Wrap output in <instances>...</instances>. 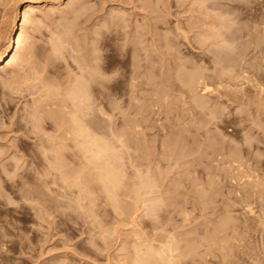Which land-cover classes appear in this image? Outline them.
Masks as SVG:
<instances>
[{"label":"rangeland","instance_id":"rangeland-1","mask_svg":"<svg viewBox=\"0 0 264 264\" xmlns=\"http://www.w3.org/2000/svg\"><path fill=\"white\" fill-rule=\"evenodd\" d=\"M4 1L7 2L6 0ZM82 1L83 0L81 1L78 0L75 3L74 0H64V1L62 0L60 4L59 3L56 4L57 7L55 5L50 7L45 4H40L39 6H37L38 9H35V11L33 12L35 14L34 17L36 18V15H37L38 17L41 16V18L37 17V20L39 21L35 20V23L41 22V19H44V18L46 21L42 20V21H45V23L41 22L42 26H40L41 27L40 30L38 29L39 31L36 32V29L34 28L36 27L38 28V24L36 26L31 25L34 23L33 21L35 18L33 17L34 18L32 21L33 23H30L27 26V28H29L30 26L31 30L34 29L35 31L34 32L31 31L29 28L27 32L30 31L33 34H35L36 32L35 35L38 36L37 39H39V41L37 43V39L35 40L36 36L33 39V37H31L32 34H30L31 36L29 37L31 38H29L27 41L32 42V40L30 39H33L37 43V44L35 43L36 47L40 44L36 48L37 51L39 52H37V55H35V57L37 56V60L38 59L41 60V61L38 60L40 64L42 62L44 64L43 60L45 58H47L45 59V61L48 60V58L50 57L52 58L54 57L52 59L54 60L56 55H57L56 58L59 59V60L57 59V61L59 62H56V59L52 61L51 58L50 60H48L50 62L49 64L51 65L50 66L48 64V66H46L45 68V69L48 68L46 70L48 73L46 71H43V73H39L40 69L37 67L38 75L44 74V72H46L45 74L46 77L45 75H42V78L43 77L45 78V79L43 78L44 80H47L46 78H48L49 80L50 76H52V78L50 77L51 79H53L56 76L55 78L58 80L56 81L60 85L58 86L59 91L55 87L58 85L57 83H55L56 85L54 86V83L51 81V79L50 81L47 80L48 82L47 81L45 82L42 79V81L45 82L43 83V85L45 84L44 87L46 86V83L48 84L53 83L52 88H50L49 85H48L49 87L48 86L47 87L52 90V95L54 96H56V94L54 93H57V95L58 93H62L61 92L62 90L60 91L61 88L59 89V87H62L63 85L62 82L66 81L64 76L65 75L66 77H68V75L72 76L75 73L80 75L81 71L79 72V70L86 68L85 63L90 62V61L85 62L84 60L86 58H87L86 60H88V58L92 60L94 58V60H96L97 58L96 59L95 57L92 58L91 55L95 54L94 52L96 51H94V49H96L99 46L101 47V49H99L101 50V52L98 51L97 56L99 58V56L102 55L103 58L100 56L101 60L100 58L98 59L100 60L99 62L97 60L99 64L94 62V60L93 61L91 60L92 64L90 63H89L90 65L87 64V66H89V69L88 70L84 69L85 70L84 75L82 73L83 80L81 81V83L83 82L84 85L83 84L80 85L79 84L80 80H79L78 81L79 83L77 82L79 85L77 86H85L86 84L85 81L88 78L89 80H91L90 77L96 72L94 70L95 72L93 73L91 70L93 62H94L93 67L96 68L97 72L99 70L98 68H101L102 70V71L99 70L100 71L99 75L97 73L98 79L100 77H101L100 80L103 79L101 73L104 72L103 74L104 78L106 77V75L108 77L112 76L111 77L112 80H110L111 78L108 79V77H107V80L103 79L105 82L101 80L102 81L101 84L98 85L101 88L98 87L99 90L94 91V93L100 92L99 94L97 93L95 94V96L97 95L98 98L97 96L96 97L94 96L95 100H93L92 95L94 93H92V95L90 96V98L92 97V99L91 100H89L90 98L87 99L92 102L96 101L97 99V101L94 102L95 104L93 103L94 106L92 105V102L89 103L87 100H85V102H88V103L83 104V107H82L83 108V118L85 120L84 121L85 124L90 123L92 126L97 124L98 129L97 128L94 129L92 126H89V125L87 129H89L88 131L94 134H96V132H99L100 130L99 134L97 133V137L98 135L101 134L100 136L102 138L100 137V139H102V141L101 143L100 142L99 143L102 146H105L107 150L106 151L107 153L106 156L108 157L107 160L109 161V158H112V162L116 161L115 162L116 168L118 167L117 168L118 170L116 169V177L118 178L123 173V172L121 173L122 170H124L127 177L125 176V178H123L124 179L123 183L122 181L119 180L120 184L122 183V186H123V187L121 186L122 187L121 188L119 187L120 186L119 184L118 185V187L120 188L119 190L117 189L118 187H115L117 186L115 184H117L118 180L115 182V184H112L111 182L113 187H111L110 183H108L110 185V189L112 188L111 190H113L114 188L118 190L117 194L115 195L112 194V192L108 188L109 185H107V187L103 185L107 183L106 180H104L106 181L105 183L100 181L101 186H102L101 188L104 187L103 190H101V188H99L100 183H98L100 178L99 179L97 178V175H99L97 173H98V170L100 171V169L97 168V165L100 163V165L103 166L106 163L104 162L103 164V161L101 159V158H105L104 157L105 155L98 160L95 156H94L95 158L92 156L91 158L93 159L91 160L88 158V155L84 154L86 157L82 156L81 152L84 153L85 151H81L79 153L78 151H73V150H79L77 149L78 147L75 144L76 149L71 148L72 151L74 153L76 152V154H79L80 158L78 156L77 157L81 159V161L84 160L82 161L84 162L83 167H81L82 163L81 165H79L81 168L78 167V163L80 164V161L76 159V154L71 152L70 151L71 149L69 147L72 142L73 143L75 142L72 141L71 138L70 140L66 139V141H64L65 137L62 140L61 138L64 136L63 134L65 133H62L63 130L60 129L61 130L60 131L59 128L54 129L55 131L59 130L55 132V134L61 132L59 134L63 136H60L61 137L60 142H62L63 144L65 142V146L69 145L68 147L70 150L68 149V147L66 148L68 149V152H65L64 156L69 155L67 156V158L60 157L61 154L60 156L58 155L56 158L60 157L58 158L59 160L61 158L62 159L64 158V160L67 159V161L68 159H71L68 161L70 165L69 166L67 165L68 167L66 165L65 166L66 168H68L67 172L70 171L69 173L71 174H72L71 172L72 170L69 169V167L71 165H72L71 167H74L73 176L78 175L80 173L81 175L80 174L79 175L81 177L83 175V172L84 171L86 172L87 169L89 170L91 168L90 166L93 164V166L95 165L94 169L96 172L94 174V177L96 178L94 179V181H92L94 184L91 181H88L87 183L85 180H84L85 182L82 180L83 181V184H82L80 183L82 182L81 179H80V182L78 181L80 178L79 175H78L79 178L76 181L77 178L72 176L73 177L72 179L70 177L71 174L70 175L69 173L66 174L67 172H65V169L62 168L61 172L58 171L60 170V168L58 167L59 168L58 169L56 167L58 165L59 166L61 165L59 164L58 159L56 160V162L58 163H55L56 165L57 164L58 165L53 166L55 167L54 168L55 170H52V167L51 169L48 168L49 164H54L55 155H53V157L48 156L50 158L49 159L50 162H52L50 163L49 160L45 159L48 153L46 155L42 154L44 156H42L40 153L44 151L43 153L49 152L50 154H55V153H51L55 150L54 148H50L51 152L45 151V149L47 148L44 147L43 145H45L48 140H50L51 143H53V141L54 142L56 141L58 144V139H55L58 136V134L54 135L55 137L53 136V133H52L53 129L50 128L51 126L49 125V121L52 122V120L51 119L48 120L44 118L43 116L45 115V112L51 109L52 106H53L52 109L55 108L57 98L53 96V99H52V96L50 95L51 91L47 89L46 87L45 88L49 91H45L44 88H43L44 90L40 88V86H42V83H40L41 80L38 81L39 80L38 78L40 76L37 77V75L32 74L33 75L32 77L35 78L34 76H36L38 80L36 79L37 81L36 80L35 81L37 82V84L39 83L41 85L39 84L37 85L36 83H34L35 82L34 80H32L33 82L30 80V79H33V78H30L29 76L30 73L28 75L26 74H24V76L22 75L23 77L21 78V82L20 81L18 82L19 84H12L15 82L11 81L12 83L9 82L11 85L10 84L8 85L7 80L3 81L6 78L8 79V75L10 74V72L8 73L7 71H12L10 74L11 77L9 76L8 81L10 80V78L11 80L13 78L15 79V73L13 69L15 70L17 76H18V73H21V72L25 73L24 69L25 70L28 69V71L29 70L32 71L34 67L29 66V67H32L31 69V68H27L26 65L23 66L25 62H23V64L20 63L24 67V68L22 67L23 71L21 70V67H20L21 65L19 66L18 65L19 63L18 64L16 63L20 67L21 72H18L19 69H17L16 64H15L16 65L15 68L13 64L12 65L13 67L10 65L11 67V68L9 67L10 69L7 66L8 70L6 68L2 70L0 69V153H1L0 154V181H1V186H2V187L0 186V189H1L0 191L1 192L3 191V193L0 194V234H2L1 232L7 229L6 232L8 231L7 232L8 235L6 236L7 237L9 236L8 239H6V236L3 239L2 235H0V241L1 239L3 241L6 239V242H7V240L9 241L10 239L11 240L10 246L12 248L15 247V249H13L14 253L13 251L6 252L7 250L3 251L2 248L6 249L7 248L6 245L7 244L9 245V242L6 245H4L6 242H4V244L1 243L2 241L0 242L1 245L3 244L4 246V247L2 246L0 247L2 250L0 253V264H133L134 262L132 260L135 259L136 256L139 255L140 253H141L140 256L142 255L141 257L145 259L140 264H148L147 263L148 261L152 263L154 262L153 258L149 260L148 259L149 255L148 256L146 255L150 250L152 251L153 248L154 250L155 248H157L156 249L157 252L158 251L160 252L161 250L163 252V255L164 253L165 254L169 253L168 251L166 252L164 251V250H167V246L164 248L163 244H166L169 239L167 245H172L171 243L173 242V239H174L173 243H175V241L178 240V238L181 240V242L178 240L179 243L178 241H176L175 245L173 244L175 247L172 245V247H174V250H177L178 252L173 250V252L171 253L174 259H175V256L178 257L175 259V262L176 260L177 261L180 260L181 262V263L176 262V264L178 263L179 264H232L231 261L233 259H234L233 264H236V263L237 264H264V223L258 224V225H256L257 223L255 222L249 223V224L246 223L245 220L247 216L245 215V213H243V215L246 218L243 217L242 215V212H244V210H239L238 208L240 207V208L245 209L248 205H251V206L253 205L252 207L254 208V210L261 211L260 208L264 207V204H263L264 202H262L263 200L259 201L260 200L259 197H258L259 200H257L258 198L256 196H259V194L256 196L254 195V193L252 194L254 188L251 187V185L254 184L258 180L257 179V176H259L258 173H260V176L262 175V178L260 177L261 180L260 178L259 180L264 183V179H263L264 178V175H263L264 174V111H263L264 110V89H263L264 88L263 86L264 85V60L263 59L264 58L262 56H259L258 54L262 50H263V53L262 52L260 53L264 54V41H263L264 33L262 32L261 33L262 35L260 34L261 31L257 33V31L259 30H257L258 28H256L257 25H259L258 27L260 29V24L261 26L262 25L264 26V24H262L259 21V20H264V17L262 16L264 15L262 14V12L264 13V2H262L264 0H257L258 2H256V0L255 1L246 0L247 2L245 0H205L204 2L199 0L200 2H202V4L198 0H85L83 1V3L87 2L88 6H86V4H83L84 5L83 6ZM259 1H261L260 6H259ZM8 2H7V6L6 5L5 6L8 7L10 11L6 9L5 6H2V4L4 5L3 2H1L2 4H0V25H1L0 27L2 31L4 30L3 27H7V31H8V32L6 30H4L5 32L3 31L2 33L3 37L7 34H10L14 26L13 20H12L13 17L11 16L9 17V15L11 14L12 16H14V12H13L14 4H11L10 2L9 3ZM250 2L251 3L253 2V4H251ZM79 3H81V5ZM245 3L247 6L249 5L250 7L247 8L246 5L243 6V4ZM69 4H72V6L77 4L78 6L77 5L75 6L78 7L79 12L82 6H83L82 7L83 10L85 8L88 9L86 10V12L85 10L83 11L81 9V15L80 16L78 15L79 18L77 16L78 20L76 19L78 23L77 22L75 23L74 21H70V18L71 20H73L76 17H72L73 15L71 16V13L70 15L68 13L72 12L73 14V11L77 8H75L74 6V8L73 7L70 8L73 11L68 9V13H67V7ZM10 5H12L13 7H10ZM22 5L20 4L21 10L23 8ZM253 6H255L256 9L259 11L257 12V10L253 8ZM244 8L245 10L243 11ZM251 8L253 9L251 10ZM1 9L3 10V12ZM49 9L53 10L54 14L56 13V15L52 17L54 18V20L55 19L57 20L59 16H61L62 19H58L57 21L55 20L56 22H54V20L51 21L52 18L50 15L52 14V11ZM54 9L55 10L57 9V12H55ZM248 9L251 11H247ZM62 10H64L65 12L63 13L65 14L67 13V15L65 14L63 15ZM77 10H75V12ZM117 10L119 11L121 10V12L119 13V11ZM4 11H6L7 13ZM82 11L85 13H82ZM111 11L112 12L116 11V13L118 12L117 14L119 16H122V18L126 19V21L123 24H121L117 30L105 28L106 23L108 21L106 20V23H105L103 20L110 18V16L114 14ZM252 11L254 13H252ZM8 12H11V13H8ZM43 12L44 14L41 15V13ZM58 12L60 15H57ZM46 13L50 14V15L48 14L51 18V19L48 18L50 20L47 19V17L49 16ZM243 13H246V14H243ZM6 14L7 15L9 14L8 17L12 19L10 20L8 17H6ZM123 14L125 15V17ZM259 14L262 17H260ZM245 15H247L246 18L248 17V20L250 17V20L252 22L257 21V23L255 24L253 22V26H252V22L250 23V20H249V23L248 21L245 20L244 18ZM3 16L6 19H3L4 18ZM66 16L69 18V20L65 21ZM253 17L256 19H252ZM61 21H63L64 25L66 24L70 25L71 23L72 28L71 27L70 28L71 30L74 29L73 30L74 33L68 29L69 28L68 25H66L67 27L66 31L69 30V32H72V35L74 34L77 37L76 38L75 36H73V38L75 37L76 40L80 39L79 43L84 42L85 45L89 44L87 45L88 47L86 46V48L87 49L89 48V49L88 50L85 49V51H88L89 53L86 52L87 53L86 54L85 52L82 51L85 48V47L83 48L84 45H82L84 43L82 44L80 43L79 45L78 41L77 42L74 41V42H71L70 44L69 42L73 40L70 37L69 38L71 40L65 39L68 37L67 36L68 34L71 35L68 31H67L68 32L67 35H64V32L63 34L60 33L62 32V30L61 31L59 30L60 32H58V29L63 27V25H61L60 27L57 25ZM101 21L105 23L103 24V26L105 25L104 31L106 30V36H104L101 39V41H103V44H97L96 39H92L97 44L95 47L94 41H93L94 43L93 46H92V43H90L91 38L93 37V35L95 36L96 34V32L93 30L92 31L95 34H92L93 32L91 31V28L92 29L95 28L97 31H99L98 29L103 27ZM1 22H3V24ZM100 22H101L102 27L97 25ZM79 23H80V26L76 25ZM94 24H96L99 28ZM247 24L250 26L247 27L248 26ZM254 24L256 25V27L253 29V27L255 26ZM72 25H76V26H72ZM56 26H58L59 28L56 29ZM81 26L84 28H82ZM263 26L261 27V29L262 28L264 29ZM215 27H217V30ZM210 28H212L214 32L219 30L218 31L219 36L216 34V32L213 34L212 33L213 31H211L212 29L209 30ZM78 29H80L81 31ZM247 29H249V32L247 31ZM54 30L57 32V36H54L56 34ZM63 30H65V28ZM208 30L210 31L211 34L208 33L209 32ZM53 31L55 32L53 33L54 37L52 36ZM79 31L81 33L82 32L84 33V31H86V34L81 35ZM252 31L255 33L254 35H252L253 34ZM77 32L80 33L79 34L80 36L77 34ZM87 32L89 33L87 34ZM58 33L61 34V36H59L60 39L62 38V35L65 36V37L63 36L64 38L61 39L64 42L63 46L65 48L68 46L70 48V46L74 45L73 43H76L77 47L79 46V48L81 47L83 48L81 50L82 52H79L78 54V50H75V52H77V55H76V53L73 51V49L75 48H72L71 49L72 51L68 48L65 50L67 51L70 50L69 53H65L66 51L64 50V54H63V52H61V45H62L61 40L59 39L60 41L59 42L57 38ZM77 35L81 38H79ZM86 35L90 38L89 40ZM90 35L92 36L90 37ZM208 35L209 36L212 35L213 37L211 38ZM215 35H217V37H214ZM51 36L53 37V39L57 38V40L51 41L52 39ZM82 36L87 37V38L84 37L85 41H83ZM202 36L205 39L207 38L206 40L203 38L205 42L202 40ZM256 37L257 38L261 37L259 38L261 39V41H263V42L260 41L261 45L255 42L257 40L255 39ZM137 38H138V44H136L137 42H135L137 41ZM252 38L255 39V41ZM133 39L135 41L131 42ZM65 40L67 43L65 42ZM46 41L47 42L49 41L50 43H52L51 47L49 43L46 45ZM257 42L259 41L257 40ZM56 43L59 44L60 47ZM253 43L259 45L257 46V48L258 47L260 48V46H262L261 50L259 48H258L259 50L257 48L256 50L255 49L256 45H254ZM25 44H29V43L27 42ZM44 44L47 46V48L44 46ZM65 44H68V46ZM29 46H31V44H29ZM63 46L62 48H64ZM44 47L46 49H43ZM243 47H245V51L242 52V50H244ZM51 48L53 50L51 51L54 53L50 51ZM26 49L28 50V46L27 48L24 47L23 52H26L27 51ZM47 49L50 51V52L47 51L48 53H51L52 55L54 54L55 56H50L51 54H48L47 52H45ZM89 50H91V53ZM255 51L257 52L259 51L257 53L258 55L256 54ZM44 52H45V55L47 54L50 57L47 55H46L47 57H45V55L40 56V54L43 55L42 53ZM38 53H40L39 56H38ZM99 53H102V54H99ZM26 54L24 53L21 55H24L25 57L22 56V58H26L27 60L28 57H26ZM81 54L86 55L87 57L85 56V59H84V57ZM28 55L29 54H27V56ZM75 55L78 58L79 56L80 58L82 57L81 58L82 60L84 59L83 62L85 63L83 65L85 67L82 65V63L79 64L80 61L82 62V60L78 61L77 59L78 63L76 62L74 58ZM255 55L263 59L260 60L259 57H253ZM218 56L221 59L220 61H218L219 60ZM40 57L43 59H41ZM31 58L35 59L33 57ZM22 60H25V59H22ZM37 60L35 61L37 62ZM36 62L32 60L31 65L34 63L33 66H35ZM54 62H56L55 65L52 64ZM26 63H28L27 65H29V60ZM46 64H47V61H46ZM78 64L79 66L81 65L83 68L82 67L80 68ZM95 64L99 66L95 67L96 66ZM180 68L181 69L184 68L185 71L187 70V72H184V70H181ZM3 70H5L6 72ZM48 70H50V72ZM51 70L52 72L54 70L53 72L54 77L52 75ZM90 70H91L92 75L90 74ZM191 70L193 71L192 74L188 73L189 71L191 72ZM226 70L227 71L229 70V71L226 72ZM28 71L26 73H28ZM88 71L91 76L87 74ZM179 71L180 72L183 71L184 73L181 74ZM195 71H202V73L204 74H202L201 72L200 73L202 75H205V73L206 75L208 74L207 77L210 74H214V73L218 75L217 73L219 71L225 74V78L224 77L221 78L220 76L219 77L211 76L210 77L211 80L209 77L207 80L206 75L203 76L206 78V81L210 80L211 82L210 84H214L216 82L218 83V81H219L218 84H220L222 81H224L222 82V85H223L226 81L227 82L230 81L229 83H225L223 86L219 85L220 87H222L221 90H219L220 89L219 87H218L219 89L216 90L217 92L218 90L219 92L222 91V93H220L221 94L220 98L218 97L216 98L214 96V90L212 94L210 93V94H207L206 96L204 95L205 97L202 96L203 98H200V99H199V94L197 96V94L193 92L191 94L189 93L190 91L188 90V86H187L189 85L188 83L189 80L188 78L186 79L187 76L184 75L183 78L187 84L184 83L182 79V75L190 74V76H192V75L200 74L198 72L195 73ZM58 72L59 74H62V75H59ZM12 73L14 76L12 75ZM34 73L36 72L34 71ZM55 73H57V75ZM223 73H221L222 74L221 76H224ZM47 74L49 75L51 74V75L49 76ZM6 75L7 77L4 78V76ZM178 75H179V78H177ZM59 76H63L64 79L61 77L59 79ZM78 77L80 78V76H77V78ZM217 77L218 79L220 78L222 81H220V79L216 80ZM18 78L19 79H17V81L20 80L19 76ZM26 78L28 79V81L25 82L24 80ZM73 78L72 80L75 81L76 83V80H74ZM133 79L135 82L138 81L139 84H137L138 82L136 83L133 82ZM212 79L215 80V82H213ZM60 80L62 82H60ZM249 80H251V82H249ZM68 81H70V78ZM4 82H6V84ZM29 82L32 84L34 83L33 85L35 86V88L34 86H33V89L28 88L27 84H29ZM132 82L134 85L135 84L138 85V87L139 85H141L139 88L140 90L141 89L143 90L142 91H139L138 89H137L138 91L134 90L136 86L133 87L134 85L132 84ZM65 83L69 85V83L71 84L72 82H68V83L64 82V87H62V89L64 88L67 90L69 86L68 85L66 86ZM75 83H72L70 86H72ZM29 85L30 87H32L31 84ZM104 85H107V86L109 85L110 87L109 86L107 87ZM215 85L217 84H214V86ZM36 86L42 89L44 92L50 93V94L48 93L45 94L47 96L46 97L47 99H49V96H50L51 101L53 100L55 101V104L53 103V105H51L52 103L51 101L46 102L48 105L50 103V108L49 106H45V107L41 106L44 111V113H41L43 111H41L42 109L40 110L41 116L44 118L45 122L48 123L47 124L44 122L45 125L34 122L36 114L38 116L40 114L38 113L39 111L35 109L37 108L35 105L38 104L36 102H39L38 101L39 97L36 98L35 96H38L42 92V90H39L41 91L40 93L39 92L35 93L36 91L33 92V90H37ZM86 86L89 88L88 85ZM185 86H187V88ZM217 86H215V88ZM72 87L74 88L75 86L73 85ZM158 88H160L159 91H157ZM70 89L72 88L70 87ZM91 89L93 88L91 87ZM91 89L90 91L93 92V90ZM161 89H163L164 91L163 90L161 91ZM259 89H263V91L260 90L262 94L259 91ZM156 91H157V94H156ZM44 92L39 95L40 97H42V100H43ZM217 92L215 93V95L219 96ZM64 94L65 93L63 92L62 96H65L64 99L67 100L66 98L68 97V95L66 94L67 95L66 96ZM164 94H166L165 101L162 100L164 98L163 97ZM257 94L258 95L260 94V95L258 96ZM208 95L209 96L213 95V96L211 98ZM58 96L57 97L59 99V102L62 103L60 101L61 95H58ZM179 96L182 98H180ZM192 96L194 97L196 96V98L198 97L199 100L196 98L195 99L198 100L200 103H201L200 101L201 99H205L208 102V104L206 102L207 107L203 108L205 104L204 103V104H199L202 107L200 108L198 105H196L197 102L195 104L194 102L195 99L193 98L194 99L193 100L191 98ZM32 97H35V98L32 99ZM207 97H209L210 99H208ZM255 97L258 98V100L257 99L255 100ZM44 99H45V96H44ZM47 99L43 101H46ZM260 99H262L263 101ZM30 100L32 103L30 102ZM69 100L68 102L71 103V100L70 101ZM183 100L186 102H184ZM182 101L186 103V105ZM257 101H260V102H257ZM26 102L29 103V105L33 108L34 111L32 110V112H30L31 107H29V105H27L28 103ZM40 102H41V99H40ZM98 103H100V106H98V109L100 107L99 110L101 112H98L97 114L96 111L98 109L96 110L94 107L95 105H99ZM258 103L259 104L261 103L260 104L261 106L258 105ZM24 104H26L27 106L26 105L24 106ZM47 104H43V105H47ZM58 106H59V103L57 107ZM39 107L37 109L41 108ZM59 107L61 108V106ZM26 108L27 109L30 108V109L27 110ZM183 108L184 109L186 108L185 111L183 110ZM25 109L28 112H26ZM191 109L192 111H190ZM213 110H215V112H213ZM24 112H26L25 113L26 115L25 114L24 115L27 117L29 115V112L31 114L30 116H34L32 117V119L34 118V120H31L28 118L27 119L28 122L33 121L35 125L36 124H38L39 126L41 125L42 128L46 126V129L45 128L43 129H45L47 132H51V135L53 136V139H52L53 141L47 138L49 134L46 135L45 130H42V133L45 134L47 137L45 135L44 136L41 135L42 137L38 136L37 135L38 133L36 132L38 131L36 127L38 125L35 126L33 124V126H35L34 128L32 125H29L30 126L29 127L28 124H30L31 122L30 123L26 122L27 120H25V117L22 116ZM34 112H37V113H34ZM211 113L213 114L216 113L214 114L215 117L212 116L213 114ZM97 117H99V119ZM127 118L130 120H128ZM132 118L136 120V123L139 121L141 127H139V125H135V120H132ZM131 120L134 122L133 126L137 128V131L134 130L135 129L134 127H129L128 129V125H129L128 122H130ZM193 120H195L196 122ZM126 122L128 123L127 127H125ZM133 122L131 123L133 124ZM26 123L28 124L26 125ZM100 123H102L101 125L102 127L100 126ZM50 124L53 125L54 122ZM132 124L129 126H132ZM53 126H55V124ZM35 128H36V131H35ZM126 128L128 132H130V135H128L129 133H126L127 136L125 137L127 139H129L128 137L131 136L132 134L133 135L131 137L133 138V136L136 135L137 132H139V134L141 133L139 137L141 136L140 138L144 139L142 140L143 141L142 147L144 146L145 150L141 149V145H139L140 143H138L140 142L138 141V138L136 142L139 146L136 145L137 147H135L134 145L136 144L135 142L133 144L134 140H131L132 142L129 145L130 147L128 145L126 146L124 145L125 147L128 146L129 147L128 149H126L125 147L122 148V145H119L121 144L120 143L121 141L117 142L118 140L115 138H118V136L117 137L115 136L114 138L113 135L115 133H117L118 135L119 133L121 134V132L125 133V131H127ZM130 128H132L131 130H134V132H132ZM110 132H112L113 134ZM121 136L122 135H119L120 138ZM44 137L47 138L48 140H46ZM131 137L130 139H132ZM41 138H44L46 142H42L44 140H40ZM49 138H52V137H49ZM169 139L175 140V142L174 140L173 141L170 140L171 143L173 142L174 147H173V144L171 143H169L171 144V146L169 145L170 147L167 145V143L169 142ZM113 140L115 141L117 140V141L115 142ZM145 140L147 141L145 142ZM68 141H69V144L66 145ZM165 141L167 142L165 143ZM73 143L71 144L72 146L74 145ZM54 144L55 143H53L52 145ZM47 145L48 144H46L45 146ZM59 145H57L58 147L56 146L54 147L60 150L62 149L63 145L61 143ZM171 147H173V149ZM121 148L122 149L125 148L124 151L122 150L125 153V157H124L123 152L120 151ZM165 148H166V151L164 150ZM36 149H40L41 152L40 150H36ZM52 149L54 150L52 151ZM167 149L169 153L167 152ZM169 149L170 150L172 149V150L170 151ZM32 150H34L35 152L33 153V157L30 155L33 152ZM37 151H38V154L40 155L37 154L34 157ZM57 151L55 150L54 152H57ZM64 151L65 150L61 152L64 153ZM145 151L147 152V155L143 153ZM164 151L167 153L164 154L165 153ZM69 152L72 154H70ZM144 154L145 156L142 157V155ZM90 155L91 154H89V156ZM230 157L233 160L235 159L236 161L234 162L233 160H231L232 161L231 162ZM51 158H53L52 161H51ZM85 158L89 159L90 161L87 163L88 160L85 161ZM247 159L248 161H251L250 164L254 163L252 164V166L254 165L255 171L252 169V172H251V167H250L251 165L249 164V162H247L249 166L246 164ZM61 160L60 162H63V160L62 161ZM96 160H97V163H94L93 161H96ZM229 161L231 163H229ZM17 163L18 165H20V167H16ZM232 163L233 164L235 163L236 165L234 164V166L236 167L240 166V168L242 167V165L245 166L246 164L247 167L245 166L244 168H247L248 170L250 169V172H248L247 169H245L246 172L248 173L245 172L247 176L246 175L244 176L243 175L244 172L243 174H241L244 168H241L242 170H239L240 168L237 167V169L235 170L236 167L230 166V164L232 165ZM237 163H240V165ZM84 164H86L85 167H84ZM75 166L77 168H75ZM120 166L122 167V169L120 168ZM17 168L18 170H14ZM45 168H47V170ZM112 168L115 171V167H112ZM94 169L92 168L91 170H94ZM15 171H18L19 173L17 172L18 174L14 175L16 174ZM56 171H58V173L60 172L65 175H68L67 180L69 182L68 181H67L68 183L64 182L65 183L64 184L62 177H65V175L62 174L63 176L59 178L57 176L58 173ZM148 171L151 172L152 174L148 173L150 175L148 174L146 175ZM238 171H241V172H238ZM46 172L48 175L46 174ZM117 172H120L119 176H117ZM232 172L234 173V175L233 174L231 175V178L233 180L230 178V174ZM91 173L86 172V174L84 173V176L87 174L92 175L93 173L92 174ZM251 173L252 174L255 173V175H252ZM12 174L14 175V178H12L13 176ZM142 174L146 175L144 176L146 178H143ZM248 174H251L252 176L251 175L249 176ZM88 175L86 176V178H88ZM123 175L121 176L123 177ZM134 175L136 178L134 177ZM236 175L237 177L239 175L238 177L239 181ZM121 176L119 179H121ZM147 177H149V179ZM243 177H244L243 179L244 181L240 179ZM248 177L249 179L245 180ZM74 178H75V182H73ZM90 179L92 178H89V180ZM97 179L98 181L96 184L98 188L96 187V184H95ZM152 179L154 180L157 179V182H155ZM150 180H152V182H154L155 184L153 183L152 185V182H150ZM252 180L253 181L256 180V181L252 182ZM23 181L25 184L23 183ZM127 181L133 182V183L136 182L135 184L137 186L133 183H131V185H129L130 184L129 183L128 185L129 186L134 185V188L135 186L138 187V188H135L138 190L137 192L139 194L136 192L138 196L136 195L135 190L133 192V190L130 189V188L133 189V186L129 187L130 189L129 190L128 185H127L126 186L127 189H126L125 183H127ZM137 181L140 182V184L142 185L141 187L138 186L139 183L137 184ZM241 181L243 182L241 183ZM77 182L80 184H78ZM108 182L110 181L108 180ZM90 183L93 184V185L91 184L92 187L90 186ZM18 184H19V187H18ZM75 184L77 185L82 184V185H85L86 187L88 185V187H91L88 189L90 190V192L93 189V193H88L90 195L86 193L87 196H85L83 195L85 192V191L83 192L84 186L81 185L82 186V187L80 186L81 189L80 188L78 189L77 188L78 186L76 187ZM249 184H250V188H248V192L250 191V195L252 194L251 195V197L253 196L252 199L251 197H248L249 194H247L248 192H246L247 191L246 188L245 190L243 189L242 191V189L239 187L242 185L241 187L243 188V187L248 186ZM235 185L237 187H235ZM94 186L97 189H95ZM105 187L107 190L105 189ZM238 188L239 190L240 189L241 190L239 191ZM251 188L252 190H250ZM115 189L113 191L114 193H116ZM125 189L129 190V192L132 191L133 194L135 193V196L131 192L127 194ZM196 189L200 191L199 194ZM78 190L79 192L81 190V192L83 193L79 195L81 192L78 194L77 193ZM89 190H87V192ZM94 190L95 192L97 190L96 193H98L99 191L100 192L103 191L102 192L103 194L100 192L99 194H96ZM255 190H257V192ZM255 190L254 192L258 193L257 187H255ZM107 191H109L108 193H111L110 195H113V196L117 195L116 200L117 201L122 200L121 201L122 203L119 202L120 203L119 204L115 199H113L114 197L110 199L109 198L111 197L110 195L109 197L106 196L105 192ZM241 191L243 192L242 193L243 195L241 194ZM25 192L27 193L30 192L32 196H30L31 194L28 195L26 193L27 197H25ZM236 192H238V195L236 194ZM94 193L96 194V196L97 195L98 196L96 198L95 197L89 198L91 197V194L95 196ZM244 194L247 195L248 199L250 198L249 200L253 204H251L249 200L245 202H248L250 204L242 203L243 201L241 200H243V197L246 196ZM77 195H79V197L83 196L82 197L83 200L85 197H87V199L84 202L81 200L82 198L80 197L79 199ZM28 196L33 199H28L29 198ZM118 196L119 198H121L120 200H118ZM76 197L79 199V202L81 200L83 204L88 203V200H90L92 204L90 206L93 208V211L86 212L85 210H89L88 207L85 206L87 209L84 207H80L82 203L80 202L81 204H78L77 202L78 200ZM107 197L110 199V201L108 200ZM136 197H140V198H136ZM247 197H245L246 199L245 198L244 199L247 200ZM91 199H93L94 203L92 202ZM111 200H113L112 203L113 204L115 203V205L111 204ZM238 202L239 203L241 202V203L239 204ZM259 202L262 203L263 205L260 204ZM123 203H129L130 208H127L126 206L124 207ZM234 204H236L235 207H237L238 209L234 208L233 206ZM116 205L117 207L120 205L121 206L117 208L115 207ZM122 206L123 208H126V210L121 208ZM233 208L235 209V211ZM120 209H123V211ZM236 209L239 211L238 213L239 216H236L237 213L235 214V212H238ZM6 218H8V220L10 219L9 220L10 224H8L9 227L7 223L4 224L2 222V220L4 222L8 221ZM15 222H17V225H19L20 228L19 226L15 224L16 229H13L14 230L13 232L15 233H12L13 235H11V232L9 233V231H11L10 225L11 224L14 225ZM2 223L4 224V226L7 225V228L3 227ZM247 224L248 226H253V228L248 227L246 231ZM230 226H233V227H230ZM15 227L12 226L11 228H15ZM222 227H223V230L225 229L226 232L221 231ZM219 228H220V231H219ZM233 228L234 229L236 228L238 230V232L234 230V232H236L237 235L239 232H240L239 234H241L240 236L238 235V237H241L240 239L241 242L240 241L238 242L239 239L237 238V242L239 244L241 243V245L234 242V244L236 243L235 246L239 245V247H231V244H232L231 243L232 241H231L230 242L231 244H229L230 248L227 249L228 246L224 242H229V241H226L225 239L223 242L221 238L222 235L220 236L218 234L223 233V237H224L225 236L224 233L231 232L232 236H234L233 231H232ZM243 228L245 229V231L243 230ZM249 228L251 230H249ZM168 233L169 234L172 233V236H174L173 234H175L174 236L175 238L169 235ZM165 234H167V237L169 238H167V240L165 239L166 243H164L165 242L164 241L162 244L161 237L164 239V236L166 237ZM212 234L214 235V237ZM31 235H33V237ZM209 235H212L213 239H211L210 238L211 236ZM237 235L234 236L235 240L232 236H231L232 238H229V240L231 239V240L236 241ZM206 236L209 237V238L207 237V240H210L209 243L207 240L204 239V237L206 238ZM216 236H220V239L219 237L217 238ZM29 237H32V238L30 239ZM215 239L221 240L222 243H224L223 247L220 246L221 242L219 241L215 242L216 244L213 243L214 246L213 244L210 243V242L216 241ZM143 241L149 242V243L146 242L148 244V247L151 244L154 247L152 248L151 246L147 250L145 249V246H147V244L144 245L143 243H142L143 245L141 244L142 246L139 245L141 249L137 248L139 246L137 247L134 246L136 243L138 242L141 243ZM192 242L193 243L196 242V244L200 247H198L194 243L196 245L195 246ZM202 242L204 243L206 242L207 244L206 243L202 244ZM218 242H219V246L221 247L222 251L220 248L218 249V246H217ZM155 243L157 245L158 243H160L163 247L161 246V248H159L160 244L157 247ZM179 245H181L180 246L181 248L179 247ZM190 245L194 246V249H193L194 252L196 251L199 253L197 257L199 256L200 258V252H201V255L207 254L206 256L203 257V259L205 258L204 260L206 261L207 260L206 258H208V261L204 262L203 260H201L202 257L200 259L201 260L200 262L194 261L195 259L199 260V258H195V259L192 258L193 256L192 255H191L192 257L190 256V252L192 254V251L188 250L189 251L188 252L186 251V249H184L185 247H188ZM209 245L211 246L209 247ZM246 246L248 247V249ZM17 247H20L21 250L24 249L26 251L23 250V251H20L19 254H16L19 252V250H17L19 248ZM135 247L137 248V250L135 249ZM190 247L188 249H190ZM10 248H7V249L9 250ZM158 248L160 250H158ZM182 248H183V251L185 250L186 252H188V254H186V257L181 256V254L182 255L184 254L181 251ZM142 249L144 250L143 253L141 252ZM154 250L152 251V253L154 252ZM179 250L181 252H179ZM202 250H206V252L205 251L202 252ZM134 251H135V254H134ZM151 251L149 253H151ZM156 253L154 255H156ZM178 254L180 256H178ZM154 255L150 254V258L155 257ZM165 257L167 258L166 255ZM158 258L159 257L155 259L159 263V260L161 261V259H158ZM156 260H155V264H156ZM164 261L166 262V264L171 263L163 259L162 262ZM135 264H139L138 261H136ZM160 264H163V263L160 262ZM172 264H175V263H172Z\"/></svg>","mask_w":264,"mask_h":264},{"label":"bare ground","instance_id":"bare-ground-1","mask_svg":"<svg viewBox=\"0 0 264 264\" xmlns=\"http://www.w3.org/2000/svg\"><path fill=\"white\" fill-rule=\"evenodd\" d=\"M6 1H7V2L9 1L11 4H14V9H13L14 16H12V14H11V15L8 14L9 17L11 16V17H13V19H12V18H9L8 15L6 14V17H8L10 20H11V19L13 20V24H14V26H13V30H11L12 32H11L10 34L5 35L4 37H3L2 33H3L4 30L7 31V27H3V28H4L3 31L1 30V27H0V69H1V70L4 69V68L7 69V66H8V68H9L10 65L12 66L13 64H14L13 66H14V68H15V66L19 63L18 65H19V66L21 65V66H20V67H21V70L24 68L23 66H25V65L27 66V68H31V69H32V67H34V68H33L34 70L32 69L33 72H32L31 70H29V71H31V72H29L28 69L26 68L27 70L24 69L25 73H23V72H21L20 67L17 65V69L20 70V71L18 70V72H21V73H18V72H17V73H18V76L20 77V80L17 81V79H19V78H18V76L16 75L15 70L12 68L13 71H14V73H15V79H16V80H15L14 78L11 80V78H10V80L8 81L9 76L11 77L10 74H11L12 71H7L8 73L10 72V74L8 75V73H7V75H8V79L6 78V79L3 80V81H6V80H7L8 85H9L10 83H12V82H15V83H12V84H19L18 82H19V81L21 82V78L24 76V74L28 75L29 73H30V75H29L30 78H33V77H32L33 75H37V77L40 76V77L38 78L39 80L37 79L36 76H34L35 78L30 79L31 81H32V80L35 81L36 79H37L38 81H40V80L42 81V79L44 78V77L42 78V75H45L46 72H47L46 70L48 69V68H47V69H45V68H46V66H48V64L50 63L48 60H50V58H51V60H52L54 57L52 58V57H50V56H55V55H54V54L52 55L51 53H48V52H50V51L52 50V48L50 49V51L47 49L45 52L48 51L47 53H48V54H51V55L49 56V55L46 54V55L49 56L50 58H48V60H46V61H47V64H46V61H45V59H47V58H45V59L43 60V61H44V64H43V62L41 63V64H43V65H41L40 62L38 61V60H40V59L37 60V56L35 57V55H37V52H39V51H37L36 48L40 45V44H39L37 47L35 46V45L38 43V41H39V39H37L38 36H36L35 34H36L37 31L40 30V28H41L40 26H42V23H41V22L45 23L46 20H45V18H44V19H41V22H39V23H38V22L35 23V20H37V17H38V16L36 15V18H35V17H34L35 14H34L33 12L35 11V9H38L37 6H39L40 4H45V5H48V6L52 7V6H54V5L56 6V4H58V3L60 4V2H61L62 0H6ZM63 1H64V0H63ZM74 1H75V3H76L78 0H77V1L74 0ZM80 1H81V0H80ZM83 1H85V0H83ZM83 1H82V5H83V4H86V6H88V5H87V2L83 3ZM198 1H199V0H198ZM201 1L204 2L205 0H201ZM245 1H246V0H245ZM248 1H249V0H248ZM250 1H253V0H250ZM254 1H255V0H254ZM1 2H3L4 5H3ZM7 2H5L4 0H0V4H2V6H5V5L7 6ZM9 2H8V3H9ZM21 2H22V3H21ZM72 2H73V1H72ZM72 2H71V3H72ZM199 2H200V1H199ZM246 2H247V1H246ZM256 2H258V1L256 0ZM262 2H264V1H262ZM73 3H74V2H73ZM200 3L202 4V2H200ZM248 3H249V2H248ZM248 3H247V4H248ZM250 3H251V2H250ZM260 3H261V1H259V6H260ZM20 4H21V5L23 4V5H22V7H23L22 10H21V8H20ZM79 4L81 5V3H79ZM251 4H253V2H252ZM262 4H263V3H262ZM262 4H261V5H262ZM75 5H77V4H75ZM75 5H74V6H75ZM80 5H79V6H80ZM244 5H246V3L243 4V6H244ZM255 5H257V4H255ZM6 6H5V8L8 9V7H6ZM8 6H9V5H8ZM70 6H71V7H70ZM74 6H72V4H69L68 7H67V13H68V9H70V8H72V7L74 8ZM77 6H78V5H77ZM83 6H84V5H83ZM83 6H82V7H83ZM86 6H85V7H86ZM246 6H247V5H246ZM10 7H13V6L10 5ZM10 7H9V8H10ZM56 7H57V6H56ZM82 7H81V9L83 10ZM248 7H250V6L248 5L247 8H248ZM251 7H252V6H251ZM3 8H4V7H3ZM5 8H4V9H5ZM75 8L78 9V7H76V6H75ZM88 8H89V7H88ZM253 8L256 9L255 6H253ZM253 8H251V10H252ZM47 9H48V8H47ZM77 9H75V10H77ZM81 9H80V12H79V9L77 10L78 13H77V11L75 12V10L73 11L72 9H70V10L73 11V14H72V12H69L68 14L70 15V13H71V16L73 15L72 17H76V18L73 19V20H71V18H70V21H74L75 23L77 22L79 16L81 15ZM1 10H2V9H1ZM8 10H9V9H8ZM39 10H40V9H39ZM49 10H51V9H49ZM49 10H47V11H49ZM54 10H55V9H54ZM84 10H85V12H86V10H88V9L85 8ZM84 10H83V11H84ZM115 10H116V9H115ZM244 10H245V8L243 9V11H244ZM251 10L248 9L247 11H251ZM256 10H257V9H256ZM9 11H10V10H9ZM51 11H52V14L50 15V14H49L50 12H49L48 14H49V15L51 16V18H52V17H54V15H56V13L54 14V13H53L54 11H53V10H51ZM83 11H82V13H85V12H83ZM112 11H113V10H112ZM112 11H111V12H112ZM117 11H119V10H117ZM258 11H259V10H257V12H258ZM2 12H3V10H2ZM4 12H6V11H4ZM55 12H57V9L55 10ZM63 12H65V11L62 10V13H63ZM74 12H75V13H74ZM120 12H121V10L119 11V13H120ZM257 12H256V13H257ZM260 12H261V11H260ZM6 13H7V12H6ZM8 13H11V12H8ZM67 13H66V14L63 13V15H64V14L67 15ZM76 13H77V15H76ZM112 13H114V14H113L112 16H110V18L103 20L105 23H106V20L108 21V22L106 23V27H105V25L103 26V24H105V23H104L103 21H101L103 27L101 26V22H100L99 24H97V25H99V26L102 27L103 29L100 28L101 30L98 29L99 31H97L95 28H93V29L91 28V31L93 30V31L96 32V34H95V33L92 31V32H93L92 34H95V36L93 35V37H95V38H93V37L91 38V42H90V43H92V46L94 45V43H93L94 40H92V39H96L97 44H103V41H101V39H102L104 36H106V30L104 31V27H105V28H108V29H114V30H117V29L119 28V26H120L121 24H123V23L126 21L125 18H122V16H119V15L117 14L118 12L116 13V11H114V12H112ZM250 13H251V12H250ZM252 13H254V12L252 11ZM4 14H5V13H4ZM42 14H44V12L41 13V15H42ZM46 14H47V13H46ZM48 14H47V15H48ZM116 14H117V15H116ZM243 14H246V13H243ZM260 14H261V13H260ZM260 14H259V16H260ZM262 14H264V13L262 12ZM47 15H46V16H47ZM49 15H48V16H49ZM52 15H53V16H52ZM57 15H60L59 12L57 13ZM69 15H68V16H69ZM78 15H79V16H78ZM123 15H124V14H123ZM254 15H255V14H254ZM257 15H258V14H257ZM50 16L47 17V19L50 18ZM77 16H78V18H77ZM243 16H244V15H243ZM246 16H247V15H245L244 18H245V20L248 21V23H249L250 17H249V20H248V17L246 18ZM248 16H249V15H248ZM251 16H252V15H251ZM262 16L264 17V15H262ZM262 16H260V17H262ZM3 17H4V16H3ZM33 17H34L35 19H34ZM42 17H44V16H42ZM60 17H61V16H59V18H57V17H55V18H57V20H58V19H62V17H61V18H60ZM124 17H125V15H124ZM260 17H259V18H260ZM38 18H41V16L38 17ZM51 18H50V19H51ZM67 18H68V17L66 16V17H65V21H66V20H69V18H68V19H67ZM3 19H6V18L4 17ZM33 19H34V21H33ZM50 19H48V20H50ZM76 19H77V20H76ZM123 19H125V20H123ZM252 19H256V18L253 17ZM7 20H8V19H7ZM10 20H9V21H10ZM42 20H45V21H42ZM48 20H47V21H48ZM53 20H54V18L51 19V21H53ZM55 20H56V19H55ZM55 20H54V22L57 21V20H56V21H55ZM63 20H64V18H63ZM2 21H3V20H2ZM4 21H6V20H4ZM32 21H33L34 23H33ZM37 21H39V20H37ZM59 21H60V20H59ZM246 21H245V23H246ZM259 21H260L262 24H264V20H259ZM74 22H73V24H74ZM251 22H252V21L250 20V23H251ZM253 22H254V21H253ZM253 22H252V26H253ZM1 23L3 24V22H1ZM4 23H5V22H4ZM30 23H33V24H31L32 26H33V25L36 26V25L38 24V28H37V27L34 28V29H36L35 34L31 33L30 31H28V32H30V33L27 32V30L30 28V26H29V28H27V26H28ZM61 23H62V24H61ZM67 23H68V22H67ZM77 23H78V22H77ZM254 23L256 24L257 21L254 22ZM40 24H41V25H40ZM59 24H60V25H59ZM59 24H57L59 27H60L61 25H63V27H61L60 29H58V32H60V31L62 30V32H60V33L63 34V32H64V35H67L68 32H69V30H70V31H72V32L74 33V31H73L74 29L71 30V28H72V27H71V23H70V25H68V24H66V22H65V24L69 26V28H68L69 30H67L68 32L66 31L67 27H66V25L63 24V21H61ZM255 24H254V25H255ZM9 25H10V24H9ZM76 25H79V26H80V23H79V24H76ZM76 25H72V26H76ZM94 25H96V24H94ZM97 25H96V26H97ZM124 25H125V24H124ZM124 25H123V26H124ZM225 25H226V24H225ZM247 25H248V24H247ZM0 26H1V25H0ZM35 26H34V27H35ZM53 26H54V25H53ZM58 26H56V29L59 28ZM64 26H65V27H64ZM223 26H224V25H223ZM249 26H250V25H248L247 27H249ZM258 26H259V25H257V27H256V25H255V26L253 27V29L256 27V28H258L257 30H259V31L256 30L257 33L260 32V31H261L260 34H261L262 32L264 33V29H263V28L261 29V27H262L263 25L261 26V24H260V29H259ZM70 27H71V28H70ZM81 27H82V26H81ZM97 27H98V26H97ZM263 27H264V26H263ZM62 28H63V29L65 28V30H63ZM76 28H78V27H76ZM82 28H84V27H82ZM82 28H81V29H82ZM98 28H99V27H98ZM212 28H213V27H212ZM212 28H210L209 30H211ZM215 28H216V30H217V27H215ZM215 28H214V29H215ZM251 28H252V27H251ZM251 28H250V29H251ZM8 29H9V27H8ZM32 29H33V27H32ZM34 29L31 30V28H30V30L33 31V32L35 31ZM38 29H39V30H38ZM56 29H55V30H56ZM55 30H54V31H55ZM59 30H60V31H59ZM78 30H80V29H78ZM209 30H208V31H209ZM251 30H252V29H251ZM262 30H263V31H262ZM54 31L52 32V36L54 35L53 33L56 32V31H55V32H54ZM75 31H77V30H75ZM80 31H81V30H80ZM80 31H79V32H80ZM208 31H207V32H208ZM211 31H213V32H212L213 34L216 32V34L218 35V33H219V32H218L219 30L214 32V30L212 29ZM247 31L249 32V29H247ZM256 31H255V32H256ZM4 32H5V31H4ZM7 32H8V31H7ZM66 32H67V33H66ZM72 32H69L71 35L68 34V35H67L68 37L66 36L67 38H65V39L68 40V39L71 38L73 41H70V40H71V39H70V40H69L70 42L68 41L70 44H71V42H74V41L77 42V41H78V44L80 45V43H81V42L79 43L80 39L76 40L77 37H76L74 34L72 35ZM89 32H90V30H89ZM89 32H87V34H88ZM252 32H253V31H252ZM60 33H58V37H57V38H58V41H59V39H60L59 36H61ZM80 33H81V32H80ZM80 33L77 32L78 35H79ZM108 33H109V32H108ZM208 33L211 34L210 31H209ZM30 34H32V36H31ZM85 34H86V31H84V33H83V32L81 33V35H85ZM90 34H91V32H90ZM204 34H206V33H204ZM221 34H222V33H221ZM221 34H220V35H221ZM254 34H255V33L253 32L252 35H254ZM27 35H28V36H27ZM50 35H51V34H50ZM64 35H62V38H61V39H63V38L65 37ZM78 35H77V36H78ZM217 35H215L214 37H217ZM261 35H262V34H261ZM29 36L33 37V39H34V37L36 36V37H35V40L37 39V43H36V41H34L33 39H30V40H32V42L27 41L29 38H31V37H29ZM52 36H51V37H52ZM54 36H57V32H56V34H55ZM54 36H53V37H54ZM63 36H64V37H63ZM71 36H72V37H71ZM73 36L76 37V38L74 37L75 40H74ZM79 36H80V35H79ZM79 36H78V37H79ZM86 36H87V35H86ZM86 36H82V37H83V38H82L83 41H85V38L88 37V36H87V37H86ZM91 36H92V35H90V37H91ZM164 36H165V35H164ZM208 36H209V35H208ZM218 36H219V35H218ZM263 36H264V35H263ZM53 37H52V39L50 38L51 41H52V40H57V38H54V39H53ZM69 37H70V38H69ZM84 37H85V38H84ZM205 37H206V35H205ZM209 37L212 38L213 36L210 35ZM221 37H223V36H221ZM252 37H253V36H252ZM257 37H258V35H257ZM257 37H256L255 39H257L259 42H257V40L255 41V39H253V38H252V39H253L256 43H259V45H261V43H260L261 39H259V38H261V37H259V38H257ZM26 38H27V39H26ZM79 38H81V37H79ZM203 38H204V37L202 36V40L205 42V40H206L207 38H206V39L204 38L205 40H204ZM61 39H60V40H61ZM89 39H90V38L88 37V40H89ZM140 39H141V38H140ZM222 39H223V38H222ZM222 39H221V40H222ZM248 39H249V38H248ZM252 39H251V40H252ZM263 39H264V37H263ZM48 40H49V39H48ZM66 40H65V42H66ZM141 40H142V39H141ZM49 41H50V40H49ZM49 41H48V42L46 41V45L49 43V45H50V47H51V44H52V43H50L51 41H50V42H49ZM86 41H87V39H86ZM134 41H135V40L133 39L131 42H134ZM203 41H202V42H203ZM222 41H223V40H222ZM247 41H248V40H247ZM263 41H264V40H263ZM263 41H261V42H263ZM27 42H28L29 44H31V46H29V44H25V43H27ZM59 42H60V41H59ZM94 42H95V41H94ZM96 42H95V47H96V45H97ZM126 42H128V41H126ZM135 42H137L136 44H138V38H137V41H135ZM212 42H213V41H212ZM252 42H253V41H252ZM35 43H36V44H35ZM66 43H67V42H66ZM69 43H68V44H69ZM82 43H84V42H82ZM82 43H81V44H82ZM87 43H88V42H87ZM169 43H170V42H169ZM225 43H226V42H225ZM56 44H57V43H56ZM61 44H62V45H61V52H63V54H64V50H65V49H68L69 46H68V44H65V45L68 46V47L65 48V47L63 46V45H64L63 40H61ZM73 44H74V45H72L73 47L70 46V48H69L70 50H71L72 48H75V49H73V51L75 52V50H78V54H79V52H82V51L85 52V53L88 52V51H85V49H87L86 46L89 45V44H87V45H85V43L82 44V45H84L83 48L85 47L84 50H82V49H83V48L81 47L82 45L80 46L81 48H79V46L77 47L76 43H73ZM126 44H127V43H126ZM253 44L256 45V47L254 46L255 49L257 48V46H259L258 44H255V43H253ZM262 44H263V43H262ZM26 45L28 46V50L26 49L27 51H26V52H23L24 47L27 48ZM32 45H33V46H32ZM46 45L44 44V46L47 48ZM57 45L60 47L59 44H57ZM134 45H135V44H134ZM62 46H63L64 48H62ZM90 46H91V45H90ZM226 46H227V45H226ZM42 47H43V46H42ZM45 47H44L43 49H46ZM87 47H88V46H87ZM261 47H262V46H260V48H259V47H258V48L261 50ZM76 48H77V49H76ZM78 48H79V49H78ZM91 48H92V47H91ZM97 48H98V49H97ZM97 48L94 49V51H96V52H94L95 54H94V55H91L92 58H93V57H95V59L97 58L96 60H94V58H93L94 62H96V63H98V62L101 60V57H102V55H100V56H101V57L99 56L100 60H98L99 58H98V56H97V53H98V51L101 52V50H99V49H101V47L99 46V47H97ZM258 48H257V49H258ZM43 49H41V50H43ZM59 49H60V48H59ZM88 49H89V48H88ZM88 49H87V50H88ZM92 49H93V48H92ZM92 49H91V50H92ZM102 49H103V48H102ZM243 49H244V50L241 49L242 52L245 51V47H243ZM257 49H256V50H257ZM259 49H258V50H259ZM38 50H39V49H38ZM62 50H63V51H62ZM70 50H69V51H70ZM81 50H82V51H81ZM91 50H89L90 53H91ZM229 50H230V49H229ZM52 51H53V50H52ZM52 51H51V52H52ZM65 51H66L65 53H69V51H67V50H65ZM71 51H72V50H71ZM223 51H224V50H223ZM22 52H23V53H22ZM27 52H28V53H27ZM45 52L42 53L43 55L40 54L41 52L38 53V56H39V54H40V56H44V55H45ZM255 52H256V54H257L259 51H258V52L255 51ZM260 52L263 53V50L260 51ZM260 52L258 53L259 56H262V57L264 58V56H263L264 54H262V53H260ZM24 53H25V54H26V53L29 54L28 56H27V54H26V57H28L27 60H26V58H22V56H24V55H21V54H24ZM52 53H54V52H52ZM70 53H72V52H70ZM75 53H76V55H77V52H75ZM88 53H89V52H88ZM236 53H237V52H236ZM86 54H87V53H86ZM92 54H93V52H92ZM99 54H102V53H99ZM246 54H247V53H246ZM258 54H257V55H258ZM261 54H262V55H261ZM30 55H31V57H33V58H35V59H32V58L30 57ZM33 55H34V56H33ZM46 55H45V57H47ZM76 55L74 56V58H75L76 62L78 63V61L82 60V59H81L82 57L80 58V56H79V58H80V59H79ZM81 55H82V54H81ZM95 55H96L97 57H96ZM56 56H57V55H56ZM56 56H55L56 62H59V61H57L58 58H56ZM63 56H65V55H63ZM82 56H83L84 59H85V56H86V55H82ZM259 56H256V55H255V56H253V57H259ZM24 57H25V56H24ZM86 57H87V56H86ZM132 57H133V56H132ZM218 57H219V56H218ZM40 58H41V57H40ZM102 58H103V57H102ZM259 58H260V57H259ZM263 58H260V60L263 59ZM20 59H21V60H20ZM22 59H25V60H22ZM30 59H31V60H30ZM41 59H43V58H41ZM55 59H54V60H55ZM77 59H78V61H77ZM84 59H83V60H84ZM86 59H87V58H86ZM86 59L84 60L85 62H86V61H90V62L85 63V62H83V60H82V62L80 61V63H79V64L82 63V65L85 63L86 68H83L81 65L79 66V64H78V66H79L80 68H81V67L83 68V69H80V70H79V72L81 71V72H80L81 74L78 72L80 75H78L77 73H75V74H74L75 76L72 75L74 78H73L71 75H68V77L70 76V77H69V78H70V81H68L69 78L66 77V75H65L64 77H65V80H66V81H63V82H62V81L60 80V82L63 83L62 87H64V82H67V83H68V82L75 83V81H73L72 78H73L74 80H76V83L80 80V81H79L80 83H79V82H78V83H79L80 85L83 84V82L81 83V81L83 80V79H82V77H83V76H82V73H83V75H84V72H85L84 69H87V70L89 69V66H87V64L90 65V64H92V61H93V60L90 59V58H88V60H86ZM222 59H223V58H222ZM252 59H253V58H252ZM28 60H29V65H27L28 63H26V62H28ZM32 60H34V62H36L35 60H37L36 65H38V66H36V65H35L36 67L33 66L34 63L31 65ZM54 60H52V61H54ZM58 60H59V59H58ZM91 60H92V61H91ZM97 60H98V62H97ZM102 60H103V59H102ZM220 60H221V59H220V57H219V60H218V61H220ZM254 60H255V59H254ZM254 60H253V61H254ZM258 60H259V59H258ZM263 60H264V59H263ZM263 60H262V61H263ZM19 61H20V62H19ZM40 61H41V60H40ZM131 61H132V60H131ZM134 61H135V60H134ZM23 62H25L26 64H25V63L23 64ZM38 62H39V63H38ZM56 62H54V63H52V64L55 65ZM94 62H93V65H92V67H91V68H92L91 70H92L93 73H94L95 71H96V72L92 75L91 70H90V74L92 75V76H91V75L89 74V71H88L87 74H89L92 78L90 77L91 80H89V78H88L89 75H88V76H87L88 79H87V78H86V79L89 81V83H88L87 80L85 81V82H86L85 86L88 85L89 88H88L87 86H86V87H85V86H77V85H79L78 83H77V84H76V83L73 84V85L75 86V87L73 88V87H72L73 85L70 86L72 83H71V84L69 83V85L65 83L66 86H67V85L69 86V87L67 88V90H68V92H67L66 89H64V88L62 89V87H59V89L61 88L60 91L62 90V91H61L62 93H58V95H61V99H62V100L60 99V101H61L62 103L59 102V99H58L59 96L57 95V93H54V92H56V91L53 92L54 94H56V96H54V95H52V90L48 88L49 86H50V88H52V84H53V83H54V86L56 85L55 83L58 84L57 86H55V87L57 88V90H58V86H60L59 83L57 82L58 80L55 78L56 76L54 77V74H53L54 70H53V72H52V70H51L52 75H53L54 78L51 79V78H52V76H50L51 74H50V75L47 74V75H49V76L51 77V78H50V77L48 76V77H49V80H48V78H46L48 81H50V79H51V81H52L53 83H52V84H48V83H46V86H45L47 89H49V90L51 91V94H50L49 92H44V91H43L44 89H45V91H49V90H47V89L44 87L45 84L43 85V83H45V82L47 81V80H44L45 78L43 79L45 82H43V81L41 82V81H40V83H42V86H40V88H42V89L44 88V89L42 90V89H40L39 87L36 86V89H37L38 91H37V90H33V92L36 91L35 93H37V92L40 93L41 91H39V90H42L41 93L44 92L45 99H47V98H46L47 96L45 95L46 93L50 94V95L52 96V99H53V96L57 98L55 108H53V109H52L53 106L51 107V109H49V108H50V103H49V105L46 103L47 101H49V102L51 101L50 96H49L48 94H47V95L49 96V99H47L46 101H43V100H45L43 95H42V96H43V100H42V97L39 96V95L41 94V93H40L38 96H35L36 98L39 97V98H38V99H39V100H38L39 102H36V101H34V102L38 103L37 105H39V103H40V105H39L40 107H41V106H43V107H45V106H49V108H47V109H49V110H48L47 112H45V115H44L43 117L46 118V119H48V120H50V119L52 120V122L49 121V125H50L51 127H50V126H48V127H50V128L53 129V132H52V133H53V136L58 134V136L55 138V139H58V144H57L56 141L54 142V141L52 140V139H53V136L51 135V132H47V131L45 130V129H46V126H44V125H45V124H44L45 120H44V118L41 116V113H44L42 107L40 108L39 106L35 105L37 108H38V107L40 108V109L35 108L37 111H39L38 113H40L41 111H43V112H41V113L39 114V116H40L41 118L36 114V116H35V120H34V118L32 119V117H34V116H30V115H31L30 112H32L33 108L29 105L28 102H26V103H28L27 105H29V107H31V110H30L29 115H28V117H27V116H25V115H26L25 113L28 112L27 110L30 109V108H28V109L26 108L27 110L25 109L26 112H24L22 116L25 117V120H27V119L29 118V119H31V120H34V122H36V123H38V124H40V123H41V124H44V125H43V126H44L43 128H45V129H43L41 125H40L41 127H40L38 124H36V125H38L39 127L36 126L35 123H33V121H30V120H29L32 124H31L30 122H28V120L26 121V122L30 123V124L26 123V125L28 124V126H29V125H32V126H33V124H34V125L37 127L38 131H36V128H35V131L38 133V134H37L38 136H41V135L44 136L45 134H46V135L49 134L48 137H47L46 135H45V136H46L48 139H51V140L53 141V143H55L54 145H52L53 143H51L50 140H48L47 138L44 137L46 140H48L47 143H46V144H48V145H47V146H45L46 144L43 145L44 147L47 148V149H45V151H50V152H51V149H50V148H54V149L57 151V149H58V148L56 149V147H58L57 145H59L60 143L63 145V146L61 145V146H62V149H60V150L58 149L59 152H58V151H57V152H54L55 150L52 149V151H53V150H54V151L51 152V153H55V154H50L49 152H45V153H43L44 151L41 152L40 149H36V150H40L41 153H40V152H39V153H40L41 155H42V154L46 155V154L48 153V154L46 155L47 157H48V156H49V157H50V156L53 157V155H55V156H54V158H55V162H54V164H49V167H48V168L51 169V167H52V170H55V169H54L55 167H53V166H57L58 164L56 165L55 163H58V162H59V164H61V165L64 164V165H62V167H61V165H60V166L58 165L56 168L59 167L60 170H58L59 168L56 169V170H58V171L61 172V169L63 168V169H65V172H67V169H68V168H66V166H67V165H68V166L70 165V163H69L68 161L71 160V159H68V161H67V159H65V160H66V161H65L64 158H63V159L61 158V159L63 160V162H64V163H63V162H60L61 159L59 160L58 158H60V157H66V158H67V156H69V155H67V156H64V155H65V152H68L69 147H70V149H71V148H73V149L75 148V149H76V146H77V147H78L77 149H79V150H73V151H78V153L81 152V151H85L84 153L81 152L82 156L86 157L85 155H88V158L91 159V160L93 159V158H91L92 156H93V157L95 156V157L97 158V160H98V159H100L101 157H103V156L105 155V156H104L105 158H101V159H102V161H103V164H104V162H106V163H105L103 166L100 165V163L98 164L99 166L97 165V168L100 169V171H101V172H100V171L97 169V170H98V173H97V174H99V175H97V178H98V179L100 178L101 180L99 179V181H98V179H97L96 182H95V184L97 183V181H98V183H100V181H102L103 183H105V182L107 181V183H106V184H103V185L107 187V185H109L108 183H110L111 187H113L112 184H115V182H116L117 180H118V182H119V180H120V181H122V183H123V180H124L123 178H125V176L127 177V175L125 174L124 170H122V171L120 170L121 173L123 172L121 175H123V174H125V175H123V177H122V176L119 174L120 172H117V176L120 175V176H121V179H119L120 176H119L118 178L116 177V169L118 168V167L116 168V163H115L116 161H113V162L115 163V164H114V163L112 162V158H109V161L107 160V159H108V157L106 156V155H107V153H106L107 150H106L105 146H102V145L100 144L101 141H102V139H100V137H101L100 135H101V134L98 135L99 138L97 137V133L99 134L100 130H99V132H96V134L91 133L90 131H88V130H89V129H87V128H88V125H89V126H92V125H91L90 123H88V124L86 123V124H85V122H84L85 120H84V118H83V108H82V107H83V104L88 103V102H89V103L92 102V101H89V100L92 99V97L90 98V96L92 95V93H94V91L99 90V88H101V87H99L98 85L101 84L102 81H104L103 79H106V80H107V77H108V76L106 75V77L104 78V75H103L104 72H102V73H101V75H102V77H103V79H101L102 81L100 80L101 77L98 79L97 73H98V75H99V72H100L99 70H101V68H98L99 70H98V72H97L96 68L93 67V66H94ZM254 62H255V61H254ZM16 63H17V64H16ZM20 63H22L23 66H22V64H20ZM89 63H90V64H89ZM220 63H221V62H220ZM15 64H16V65H15ZM39 64H40L41 66H40ZM45 64H46V65H45ZM98 64H99V63H98ZM222 64H223V63H222ZM256 64H258V63H256ZM49 65H50V64H49ZM54 65H52V66H54ZM95 65H96L95 67L99 66V65H97V64H95ZM13 66H12V67H13ZM29 66H32V67H29ZM50 66H51V65H50ZM56 66H57V65H56ZM56 66H55V67H56ZM83 66H84V65H83ZM85 66H84V67H85ZM18 67H19V68H18ZM22 67H23V68H22ZM37 67L41 70V71L39 70V73H43V71H46V72H44V74H41V75L39 74V75H38V72H37L38 69H37ZM10 68H11V67H10ZM10 68H9V69H10ZM41 68H42V69H41ZM191 68H192V67H191ZM227 68H228V67H227ZM35 69H37V70H35ZM44 69H45V70H44ZM180 69H181V68H180ZM7 70H8V69H7ZM83 70H84V71H83ZM94 70H95V71H94ZM181 70H184V72H187V70L185 71L184 68H182ZM208 70H209V69H208ZM208 70H207V71H208ZM3 71H5V70H3ZM16 71H17V70H16ZM22 71H23V70H22ZM27 71H28V73H26ZM34 71H35L36 73H34ZM48 71L50 72V70H48ZM82 71H83V72H82ZM101 71H102V70H101ZM203 71H204V70H203ZM228 71H229V70H228ZM228 71L226 70V72H228ZM1 72H2V71H1ZM5 72H6V71H5ZM179 72H180V71H179ZM179 72H178V73H179ZM184 72L182 71V72H180V73L182 74V73H184ZM192 72H193V71L191 70V72L189 71L188 73L192 74ZM197 72H198V73H200V72L202 73V71H195V73H197ZM212 72H213V70H212ZM214 72H215V71H214ZM241 72H242V71H241ZM246 72H247V71H246ZM47 73H48V72H47ZM201 73L198 74V75H192V76H190V74H188V75L183 74V75H182V79H183V81H184V78H183L184 75L187 76L186 79L188 78V80H189V81H188L189 85H187V86H188V90H189L190 92H189V91H188V92H189L190 94L193 92V93L197 94V96H198V94H199V99H200V98H203L202 96H204V95L206 96L207 94H210V93L212 94V92H213V90H214V96H215L216 98H217V97L220 98V97H221V96H220V95H221L220 93H222V91L219 92V90H221V88H222V87H220V86H223L225 83H229L230 81H228V82L226 81V82L222 85V82H224V81H222V80L219 78L220 81H222V82H221L220 84H218L219 81H218V83H217V82L214 83V84H217V85H218V86L215 85V86H217V87L215 88L214 84H210V83H211V82H210V80H211L210 77H211V76H212V77H213V76H218V77L220 76L221 78H222V77L225 78V74H224L223 72H220V71L217 73L218 75H216L215 73H214V74H210V75L208 76V77L210 78V80H209V81H206V78H207V80H208V77H207L208 74L206 75V73H205V75H206V78H205V77H203V76H205V75H202V74H204V73H202V74H201ZM221 73H223L224 76H221V75H222ZM229 73H230V72H229ZM237 73H238V72H237ZM20 74H21V75H20ZM32 74H33V75H32ZM55 74L57 75V73H55ZM58 74H59V72H58ZM76 74H77V75H76ZM114 74H115V73H114ZM181 74H180V76H181ZM219 74H220V75H219ZM227 74H228V73H227ZM7 75L4 76V78L7 77ZM12 75H13V73H12ZM22 75H23V76H22ZM59 75H62V74H59ZM95 75H96V77H95ZM101 75H100V76H101ZM13 76H14V75H13ZM77 76H80V78H79V77L77 78ZM234 76H235V75H234ZM45 77H46V75H45ZM60 77L63 78V76H59V79H60ZM75 77H76V78H75ZM93 77H95V78H93ZM111 77H112V76H111ZM111 77L109 76L108 79H110ZM218 77H217L216 80H219ZM246 77H247V76H246ZM27 78H28V77H27ZM27 78H26V79H27ZM57 78H58V77H57ZM161 78H162V77H161ZM177 78H179V75L177 76ZM239 78H240V77H239ZM23 79H24V78H23ZM26 79L24 80L25 82L28 81V79H27V80H26ZM63 79H64V78H63ZM245 79H246V78H245ZM251 79H252V78H251ZM14 80H15V81H14ZM30 80H29V81H30ZM37 80H36V81H37ZM56 80H57V81H56ZM110 80H112V78H111ZM179 80H181V79H179ZM224 80H225V79H224ZM228 80H230V79H228ZM255 80H256V79H255ZM11 81H12V82H11ZM31 81H30V82H31ZM36 81H35L34 83L37 84ZM48 81H47V82H48ZM54 81H55V82H54ZM212 81L215 82V80H213V79H212ZM238 81H239V80H238ZM257 81H258V80H257ZM9 82H10V83H9ZM16 82H17V83H16ZM22 82H23V81H22ZM30 82H29V84H31L32 87H30V85L27 84L28 82H27L26 84H27L28 88H32V89H33V86H34L33 84H34V83L32 84V83H30ZM32 82H33V81H32ZM90 82H91V83H90ZM104 82H105V81H104ZM133 82H135L134 79H133ZM133 82H132V84H133ZM136 82H138V81H136ZM136 82H135V83H136ZM213 82H212V83H213ZM249 82H251V80H249ZM4 83L6 84V82H4ZM50 83H51V82H50ZM62 83H61V84H62ZM184 83H186V82L184 81ZM36 84H35V85H36ZM38 84H39V83H38ZM38 84H37V85H38ZM137 84H139V82H138ZM140 84H141V83H140ZM182 84H183V83H182ZM186 84H187V83H186ZM186 84H185V85H186ZM244 84H245V83H244ZM247 84H248V83H247ZM10 85H11V84H10ZM39 85H41V84H39ZM48 85H49V86H48ZM83 85H84V84H83ZM133 85H134V84H133ZM183 85H184V84H183ZM219 85H220V86H219ZM251 85H252V84H251ZM262 85H263V84H262ZM47 86H48V87H47ZM54 86H53V87H54ZM66 86H65V87H66ZM90 86H91L93 89H91ZM104 86H107V85H104ZM104 86H102V87H104ZM108 86H109V85H108ZM108 86H107V87H108ZM135 86H136L137 88H136ZM140 86H141V85H139V87H140ZM187 86H185V87L187 88ZM213 86H214V87H213ZM227 86H228V85H227ZM242 86H243V85H242ZM255 86H256V85H255ZM263 86H264V85H263ZM70 87H71L72 89H70ZM76 87H77V88H76ZM98 87H99V88H98ZM109 87H110V86H109ZM133 87H135L134 90H137V89H138L139 91H142V90H143V89L140 90V88H139L138 85H136V84H135ZM218 87H219L220 89H219ZM231 87H233V86H231ZM14 88H15V87H14ZM16 88H17V87H16ZM34 88H35V86H34ZM38 88H39V89H38ZM214 88H215V89H214ZM227 88H228V87H227ZM254 88H256V87H254ZM261 88H262V87H261ZM54 89H55V88H54ZM90 89L93 90V92L90 91ZM103 89H104V88H103ZM159 89H160V88H158L157 91H159ZM217 89H219L218 92L216 91ZM225 89H226V88H225ZM241 89H242V88H241ZM263 89H264V88H263ZM263 89H259V91H260V90L263 91ZM63 90H65V91H63ZM138 90H137V91H138ZM162 90H163V89H161V91H162ZM58 91H59V90H58ZM100 91H101V89H100ZM157 91H156V94H157ZM161 91H160V93H161ZM163 91H164V90H163ZM215 91L219 94V96H218V95H217V96L215 95V93H216ZM224 91H225V90H224ZM63 92L65 93L64 95L67 94L68 97H70V98L67 97V98H66L67 100H65V99H64L65 96H62ZM133 92H134V91H133ZM186 92H187V91H186ZM245 92H246V91H245ZM256 92H257V91H256ZM260 92H261V91H260ZM260 92H259V93H260ZM96 93L99 94L100 92H99V93L96 92ZM96 93H94V94L92 95V96H93V100H95V97L97 96V95L95 96ZM160 93H158V94H160ZM163 93H164V92H163ZM172 93H173V92H172ZM174 93H175V92H174ZM166 94H167V93H166ZM166 94H164V96H163L164 98L162 99V100H164V101H165V96H166ZM224 94H225V93H224ZM261 94H262V92H261ZM67 95H66V96H67ZM69 95H70V96H69ZM200 95H201V97H200ZM255 95H256V94H255ZM257 95H258V94H257ZM259 95H260V94H259ZM259 95H258V96H259ZM57 96H58V97H57ZM94 96H95V97H94ZM167 96H168V95H167ZM182 96H183V94H182ZM205 96H204V97H205ZM208 96H209V95H208ZM212 96H213V95H211V96H209V97L212 98ZM253 96H254V95H253ZM35 97H32V99H34ZM179 97H180V96H179ZM209 97H207V98L210 99ZM89 98H90V99H89ZM97 98H98V96H97ZM110 98H111V97H110ZM166 98H167V97H166ZM180 98H182V97H180ZM183 98H184V97H183ZM191 98H192V99H193V98L195 99L196 96H195V97L192 96ZM40 99H41V102H42V101L44 102V103L42 102L43 104H47V105H43V104L40 102ZM63 99H64V100H63ZM69 99L71 100V103L68 102ZM78 99H79V100H78ZM87 99H89V100H87ZM167 99H168V98H167ZM173 99H174V97H173ZM194 99H193V100H194ZM196 99H198V97H197ZM196 99H195V100H196ZM199 99H198V100H199ZM256 99L258 100V98L255 97V100H256ZM70 100H69V101H70ZM77 100H78V101H77ZM85 100H87L88 102H85ZM99 100H100V99H99ZM135 100H136V98H135ZM154 100H155V99H154ZM180 100H181V99H180ZM195 100H194L195 104H196V102H197L196 105H198L200 108H202V107H201V105H199V104H204V103L206 104V102H207L205 99H201V100H200L201 103H200L198 100H196V101H195ZM260 100H262V99H260ZM28 101H29V100H28ZM32 101H33V100H32ZM57 101H58V102H57ZM96 101H97V99H96ZM96 101H94V102H96ZM172 101H173V100H172ZM183 101H184V100H183ZM183 101H182V102H183ZM262 101H263V100H262ZM30 102H31V100H30ZM51 102H52L51 105H53V103L55 104V101H54V100L51 101ZM94 102H92V105H93V106H94V104H95ZM184 102H186V101H184ZM184 102H183V103H184ZM198 102H199V103H198ZM202 102H203V103H202ZM257 102H260V101H257ZM31 103H32V102H31ZM58 103H59V106H61V108H60L59 106L57 107ZM93 103H94V104H93ZM152 103H153V102H152ZM158 103H160V102H158ZM164 103H165V102H164ZM170 103H172V102H170ZM33 104H35V103H33ZM33 104H32V106H33ZM96 104H97V103H96ZM98 104H99V105H95V107H94L96 110L98 109V106H100V103H98ZM155 104H156V103H155ZM165 104H166V103H165ZM184 104L186 105V103H184ZM205 104H204V107H203V108H206V107H207L208 102H207L206 106H205ZM253 104H254V103H253ZM256 104H257V103H256ZM260 104H261V103H260ZM260 104L258 103V105H260ZM25 105H26V104H24V106H25ZM27 105H26V106H27ZM81 105H82V106H81ZM152 105H153V104H152ZM169 105H170V104H169ZM35 106H34V107H35ZM87 106H89V105H87ZM156 106H157V105H156ZM189 106H190V105H189ZM260 106H261V105H260ZM96 107H97V108H96ZM164 107H165V106H164ZM208 107H209V106H208ZM256 107H257V106H256ZM24 108H25V107H24ZM56 108H57V109H56ZM58 108H59V109H58ZM259 108H260V107H259ZM41 109H42V110H41ZM99 109H100V107H99ZM99 109H98V110H99ZM166 109H167V107H166ZM166 109H165V110H166ZM185 109H186V108H185ZM185 109L183 108L184 111H185ZM40 110H41V111H40ZM45 110H46V108H45ZM98 110L96 111L97 114H98V112H101L100 110H99V111H98ZM158 110H159V109H158ZM183 110H182V111H183ZM33 111H34V110H33ZM190 111H192V109H191ZM263 111H264V110H263ZM158 112H159V111H158ZM213 112H215V110H213ZM34 113H37V112H34ZM166 113H167V112H166ZM168 113H169V112H168ZM184 113H185V112H184ZM186 113H187V112H186ZM24 114H25V115H24ZM27 114H28V113H27ZM94 114H95V113H94ZM211 114H213V113H211ZM214 114H216V113H214ZM214 114H213L212 116L215 117ZM42 115H43V114H42ZM29 116H30V117H29ZM188 116H189V115H188ZM216 116H217V115H216ZM144 117H145V116H144ZM36 118H37V119H36ZM38 118H40V119H38ZM97 118L99 119V117H97ZM23 119H24V118H23ZM98 119H97V120H98ZM127 119H128V118H127ZM130 119H131V117H130ZM130 119H128V120H130ZM37 120H38V121H37ZM40 120H41V121L44 120V121L41 122ZM132 120H135V119L132 118ZM132 120H131L130 122L127 121V122L129 123V125L132 124V123H131V122H133ZM146 120H147V119H146ZM98 121H99V120H98ZM144 121H145V120H144ZM185 121H186V120H185ZM193 121H195V120H193ZM53 122H54L55 126H53L54 124H53V125L50 124V123H53ZM127 122H126L125 127H127V125H128ZM188 122H189V121H188ZM195 122H196V121H195ZM45 123H47V122H45ZM98 123H99V122H98ZM130 123H131V124H130ZM137 123H139V124H137ZM137 123H136V120H135V125H139V127H141V126H140V122L138 121ZM47 124H48V123H47ZM56 125H57L58 127H57ZM101 125H102V123H100V126H101ZM109 125H110V124H109ZM129 125H128V129H129V127H134V128H135V126H133V125H134V122H133L132 126H129ZM186 125H187V123H186ZM189 125H190V124H189ZM35 126H33V128H34ZM98 126H99V125H98ZM100 126H99V127H100ZM205 126H206V125H205ZM29 127H30V126H29ZM53 127H55V128H53ZM92 127H93L94 129H96V128H97V124L93 125ZM101 127H102V126H101ZM203 127H204V126H203ZM39 128H40V129H39ZM41 128H42V129H41ZM58 128H59V130H60V129L63 130L62 133H65V134H63L64 136L59 134V133H61V132L55 134V132H57V131H59V130H56V131H55L54 129H58ZM134 128H133V129H134ZM97 129H98V128H97ZM104 129H105V128H104ZM120 129H121V128H120ZM131 129H132V128H130V130H131ZM138 129H140V128H138ZM33 130H34V129H33ZM40 130H41V131H40ZM42 130H45L46 133L43 131V132L45 133V134H43V133H42ZM126 130H127V128H126ZM130 130H129V131H130ZM134 130L137 131V128H135ZM134 130H131V131L134 132ZM39 131H40V133H39ZM60 131H61V130H60ZM96 131H97V130H96ZM108 131H109V129H108ZM123 131H125V130H123ZM138 131H139V130H138ZM112 132H113V131H112ZM112 132H110V133H112ZM41 133H42V134H41ZM113 133H114V132H113ZM113 133H112V134H113ZM122 133H123V132H121V134L119 133V135H122L121 138L119 137V135H118L117 133H115V134L113 135L114 138H115V136H116V137L118 136V138H115V139L118 140V141L116 140L117 142L121 141V142H120L121 144H119V145H122V148L125 147L126 145L129 146V145L131 144V142H132L131 140H134V141H133V144H134V142H135L136 144H134V145H135V147H137L136 145H138V144H137L136 140H137V138H138V141H140V142H138V143H140L139 145H141V149H144V150H145L144 146L142 147V145H143V141H142V140H144V139H141V138H140L141 136L139 137V135H140L141 133L139 134V132H137V133L135 132L136 135H134V136H135V137L137 136V137L135 138V137L133 136L134 139L131 137V136L133 135L132 133H131L132 135L128 137L129 139H127V138L125 137V136H127L126 133H129L128 135H130V132H128V130L125 131V133H123V134H122ZM135 133H134V134H135ZM116 134H117V135H116ZM125 134H126V135H125ZM137 134H138V135H137ZM50 135H51V136H50ZM60 136H63V137L61 138ZM41 137H42V136H41ZM49 137H52V138H49ZM54 137H55V136H54ZM58 137H59V138H58ZM64 137H65V138H64ZM122 137H123V138H122ZM124 137H125V139H124ZM130 137H131L132 139H130ZM44 138H41L40 140H44ZM60 138H61L62 140H63V138H64V139H65L64 141H66V139L70 140V138H71L72 141H74L75 143H73L72 141H70V142H72L74 145L72 146V145H71L72 143H71L70 146L68 145V146H69V147H68V146H65V142H64V144H63L62 142H60ZM101 138H102V137H101ZM114 138H113V139H114ZM142 138H143V137H142ZM146 138H147V137H146ZM36 139H38V138H36ZM46 140H44V141H42V142H46ZM99 140H100V141H99ZM125 140H126L127 143L125 142ZM128 140H130V141H128ZM170 140L173 141L174 139H169V142L167 143L168 146H169V145L171 146V144H173V142L171 143ZM113 141H115V140H113ZM116 141H115V142H116ZM141 141H142V143H141ZM146 141H147V140H145V142H146ZM42 142H40V143H42ZM59 142H60V143H59ZM99 142H100V143H99ZM103 142H104V141H103ZM115 142H114V143H115ZM128 142H129V143H128ZM166 142H167V141H165V143H166ZM174 142H175V140H174ZM49 143H50L53 147H52ZM169 143H171V144H169ZM43 144H44V143H43ZM56 144H57V145H56ZM67 144H69V141H68V143H66V145H67ZM75 144H76V146H75ZM133 144H132V145H133ZM103 145H104V144H103ZM124 145H125V146H124ZM132 145H131V146H132ZM139 145H138V146H139ZM164 145H165V144H164ZM49 146H51V147H49ZM54 146H56V147H54ZM59 146H60V145H59ZM64 146H65V147H64ZM128 146L125 147V148L128 149V148L130 147V146H129V147H128ZM165 146H166V145H165ZM168 146H167V148H168ZM170 146H169V147H170ZM33 147H34V146H33ZM48 147H49V148H48ZM67 147H68V149H66ZM173 147H174V144H173ZM173 147H171V148L173 149ZM36 148H37V147H36ZM59 148H60V147H59ZM63 148H64V149H63ZM117 148H118V147H117ZM122 148L120 149V151H122V150L124 151L125 148H124V149H122ZM49 149H50V150H49ZM70 149H69V150H70ZM172 149H171V150H172ZM42 150H43V149H42ZM63 150H65L64 153L61 152V151H63ZM144 150H142V151H144ZM164 150L166 151V148H165ZM169 150H170V149H169ZM171 150H170V151H171ZM32 151H33V152H32ZM32 151H31L32 153H31L30 155L33 157V153H35V152H34V150H32ZM70 151L73 152L72 149H71ZM123 151H122V152H123ZM125 151H126V150H125ZM151 151H152V150H151ZM165 151H164V152H165ZM89 152H90V153H89ZM167 152L169 153L168 149H167ZM167 152H165L164 154H166ZM29 153H30V152H29ZM57 153H58V154H57ZM69 153H70V152H69ZM73 153H74V152H73ZM88 153L91 154V155L89 156ZM126 153H127V152H126ZM143 153H145V154L147 155V152H146V151L143 152ZM0 154H1V153H0ZM37 154H38V151H37V153L34 155V157H35ZM40 154H38V155H40ZM49 154H50V155H49ZM60 154H61V156H60ZM70 154H72V153H70ZM74 154H76V152H75ZM81 154H80V155H81ZM84 154H85V155H84ZM123 154H124V157H125V153H124V152H123ZM145 154L142 155V157H144ZM151 154H152V153H151ZM44 155H42V156H44ZM58 155H59L60 157L56 158ZM108 155H110V154H108ZM71 156H72V155H71ZM73 156H74V155H73ZM77 156L79 157V154H76V159H77L78 161H80V164L78 163V167H80L79 165H81V163H82L81 167H83V163H84V162H82V161H84V160L81 161V159H79L80 157L78 158ZM47 157H46V158L44 157V158L47 159V160H49L50 158H49V157L47 158ZM74 157H75V156H74ZM84 157H83V158H84ZM95 157H94V158H95ZM109 157H110V156H109ZM232 157H233V156H232ZM242 157H243V156H242ZM68 158H70V157H68ZM81 158H82V157H81ZM145 158H147V157H145ZM230 158H231V157H230ZM52 159H53V158H51V161H52ZM57 159L59 160L58 162H56ZM72 159H73V158H72ZM76 159H75V160H76ZM89 159L85 158V161L88 160V161H87V163H88V162L90 161ZM242 159H243V158H242ZM62 160H61V161H62ZM97 160H96V161H93V162H94V163H97ZM231 160H233V159L231 158L230 161H231ZM53 161H54V160H53ZM110 161H111V162H110ZM130 161H131V160H130ZM230 161H229V163L232 162V161H231V162H230ZM233 161L235 162L236 160L234 159ZM243 161H244V160H243ZM49 162H50V160H49ZM65 162H66V164H65ZM109 162H110V163H109ZM227 162H228V161H227ZM244 162H245V161H244ZM247 162H249V164H250L251 161H248V159L246 160V164L248 165ZM50 163H52V162H50ZM67 163H69V164H67ZM85 163H86V162H85ZM242 163H243V162H242ZM71 164H72V163H71ZM101 164H102V163H101ZM113 164H114L115 166H114ZM234 164H235V163H234ZM234 164L232 163V165L230 164V166L232 167V166H234ZM237 164L240 165V163H237ZM246 164H245V166L247 167ZM252 164H254V163H251V164H250V165H251V166H250V167H251V172H252V169L255 171V169H254V165L252 166ZM65 165H66V166H65ZM85 165H86V164H84V167H85ZM118 165H119V164H118ZM235 165H236V164H235ZM241 165H242V164H241ZM68 166H67V167H68ZM71 166H72V165H71ZM71 166H70V167H71ZM245 166L242 165L241 168H244ZM248 166H249V165H248ZM3 167H4V166H3ZM16 167H20V165H18V163H17ZM16 167H15V168H16ZM70 167H69V169L72 170V171H71L72 174L69 173L70 171H68L66 174H68V173H69V175L71 174L70 177H71L72 179H73V177H76V178H77L76 181H77L81 174H80V173H79L80 175L78 174L79 177H78V175L73 176V170H74V167H71V168H70ZM81 167H80V168H81ZM90 167H91V168H90L89 170L87 169L86 172H87V173H91V171H92L93 174H92V173H91L92 175H90V174L88 175V174H87V175H88V178H86L87 175L84 176V173L86 174V172H85V171L83 172V170H82V172H83V175H82V176H83V177H82V176H81V177L84 178V179H82V178L80 177L79 180H78L79 182H80V179H81V181H82V180H83V181L85 180L87 183H88V181H91V182L94 181V179L96 178V177H94V174H95V172H96L95 169H94V168H95V165L93 166V164H92ZM99 167H100V168H99ZM112 167H115V171H114V169H113ZM234 167H236V166H234ZM237 167H238V166H237ZM237 167L235 168V170L237 169ZM250 167H248V168H250ZM257 167H258V166H257ZM72 168H73V169H72ZM75 168H77V167L75 166ZM92 168H93L94 170H91ZM102 168H103V169H102ZM120 168L122 169L121 166H120ZM120 168H119V169H120ZM238 168H240V166H239ZM241 168H240L239 170H242ZM45 169L47 170V168H45ZM245 169H247V168H244V169L242 170V173H241V174H243V172H244V174H243L244 176L246 175V174H245V172H246ZM257 169H258V168H257ZM257 169H256V170H257ZM14 170H18V168H17V169H14ZM14 170H13V171H14ZM102 170H103V171H102ZM117 170H118V169H117ZM58 171H56V172L58 173ZM62 171H64V170H62ZM75 171H76V170H75ZM78 171H79V170H78ZM88 171H89V172H88ZM247 171L250 172V169H249V170L247 169ZM257 171H258V170H257ZM257 171H256V172H257ZM15 172H16V174H14V175H17V174L19 173L18 171H15ZM17 172H18V173H17ZM60 172H59V173H60ZM99 172H100V173H99ZM139 172H140V171H139ZM238 172H241V171H238ZM248 172H246V173H248ZM261 172H262V171H261ZM13 173H14V172H13ZM59 173H58V174H59ZM148 173L152 174L151 172L148 171V172L146 173V175H147ZM234 173H235V171H234ZM234 173L232 172V173L230 174V178H231V175H232V174L234 175ZM46 174H47V172H46ZM58 174H57V176H58L59 178L62 177L63 175H65V174H63V173H60L61 175L59 174V175H60V176H59ZM62 174H63V175H62ZM150 174H148V175H150ZM241 174H240V176H241ZM251 174H252V173H251ZM251 174H248V175L250 176ZM258 174H259V176H257V179H258V180H257V179H256L257 181L254 180V181H256V182H255L254 184L251 185V187L254 188V190H255V187L258 188V193H255L254 190H253V192H252V191H251V192H252V194L254 193L255 196L259 194V196H256V197H257V198L259 197L260 200H259V198H258V199L256 198V199L259 200V201L263 200L262 202H264V183L260 181L261 178H262V175L260 176V173H258ZM261 174H262V173H261ZM12 175H13V174H12ZM14 175L12 176V178H14ZM47 175H48V174H47ZM52 175H54V174H52ZM142 175H143V174H142ZM142 175H141V176H142ZM146 175H143L142 177H143V178H146V177H144V176H146ZM243 175H242V176H243ZM252 175H255V173H253ZM252 175H251V176H252ZM263 175H264V174H263ZM67 176H68V175H65L66 179H65V177H62V178H63V183H64V182H65V183H68V182H69V181L67 180ZM72 176H73V177H72ZM91 176H92V177H91ZM246 176H247V175H246ZM93 177H94V178H93ZM134 177H135V175H134ZM236 177H237V175H236ZM238 177H239V175H238ZM238 177H237V179H238V181H239V178H238ZM260 177H261V178H260ZM62 178H61V179H62ZM89 178H92L93 180H92V179L89 180ZM130 178H131V177H130ZM135 178H136V177H135ZM147 178L149 179V177H147ZM253 178H254V177H253ZM259 178H260V180H259ZM72 179H70V180H72ZM102 179H103V180H102ZM107 179H108L110 182H108ZM231 179H232V178H231ZM237 179H236V180H237ZM240 179L243 180L244 177H243V178H240ZM247 179H249V177L246 178L245 180H247ZM250 179H251V177H250ZM263 179H264V178H263ZM64 180H66V181H64ZM104 180H106V181H104ZM152 180H154V179H152ZM152 180H150V182H152ZM232 180H233V179H232ZM27 181H28V180H27ZM67 181H68V182H67ZM83 181L80 182V183L83 184ZM85 181H84V182H85ZM154 181L157 182V179H155ZM243 181H244V180H243ZM243 181H241V183H242ZM254 181L252 180V182H254ZM71 182H72V181H71ZM71 182H70V183H71ZM73 182H75V178H74V181H73ZM111 182H112V184H111ZM113 182H114V183H113ZM118 182H117V184H115V185H117V186H115V187H118V185L120 184V182H119V183H118ZM125 182H126V181H125ZM20 183H21V182H20ZM23 183H24V181H23ZM55 183H56V182H55ZM65 183H64V184H65ZM77 183H78V182H77ZM80 183H78V184H80ZM92 183H93V182H92ZM92 183H90V186H91ZM122 183L120 184L119 187L122 186ZM129 183H130V184H129ZM131 183H133V182H129V181H127V183H125L126 185H125V184H124V185H125V187H126L128 184L131 185ZM135 183H136V182H134L133 184H135ZM138 183H139V184H138ZM153 183H154V182H152V185H153ZM245 183H246V182H245ZM247 183H248V182H247ZM249 183H250V182H249ZM24 184H25V183H24ZM24 184H22V185H24ZM45 184H46V183H45ZM50 184H52V183H50ZM82 184H81V185H82ZM84 184H85V183H84ZM93 184H94V183H93ZM93 184H92V185H93ZM137 184H138V186H140V187L142 186V185L140 184L139 181H137ZM154 184H155V183H154ZM237 184H239V183H237ZM81 185H77V184H75L76 187L78 186V187H77L78 189L80 188ZM110 185L108 186L109 189H110ZM129 185H128V189H129V187H132V186H133V189H132V188H130V189L133 190V192H134V190H135V193L138 191L137 189H135V188H138V187H136V186H137L136 184H135V185H136L135 188H134V185H132V186H129ZM244 185H245V184H244ZM0 186H1V181H0ZM65 186H66V185H65ZM82 186H84V188H83V189H84L83 192L85 191L83 195L87 196L86 193H87V194H88V193H93V189H92L91 192H90V190L88 189V188H91L92 186H91V187H88V185H87V187H86L85 185H82ZM82 186H81V187H82ZM98 186H99V184H98ZM230 186H232V185H230ZM241 186H242V185H241ZM241 186H239V187L242 189V191H243V189L245 190V188H246V190H247L246 192H248V188H250V184H249L248 186H246V187H243V188H242ZM253 186H254V187H253ZM1 187H2V186H1ZM18 187H19V184H18ZM20 187H21V186H20ZM94 187H95V186H94ZM94 187H93V188H94ZM96 187H97V184H96ZM96 187H95V189L98 188V187H97V188H96ZM101 187H102V186H101V183H100L99 188H101ZM106 187H105V189H106ZM119 187L117 188L118 190L120 189ZM122 187H123V186H122ZM122 187H121V188H122ZM235 187H237V186L235 185ZM86 188H87V189H86ZM103 188H104V187H103ZM103 188H101V190H103ZM252 188H251L250 190H252ZM80 189H81V188H80ZM85 189H86V190H85ZM105 189H104V190H105ZM109 189H108V190H109ZM111 189H112V188H111ZM111 189H110V191L112 192V194L115 195V194L118 193V190H116L115 188H114V189L116 190V193L113 192L114 189H113V190H111ZM126 189H127V187H126ZM126 189H125V191L127 192V194L130 193V192L133 194L132 191L129 192L130 189H129V190H126ZM236 189H237V188H236ZM241 189H240V190H241ZM0 190H1V189H0ZM87 190H89V191L87 192ZM106 190H107V189H106ZM196 190L198 191V189H196ZM238 190H239V188H238ZM238 190H237V191H238ZM240 190H239V191H240ZM25 191H26V189H25ZM52 191H53V190H52ZM98 191H99V190H98ZM197 191H196V192H197ZM242 191H241V194L243 193ZM255 191L257 192V190H255ZM30 192H31V191H30ZM30 192H28V193L25 192V197H27V196H26V193H27L28 195H30V194H31ZM80 192H81V190H80ZM80 192H79V190H78L77 193L79 194ZM83 192H81L79 195H81ZM94 192H95V190H94ZM96 192H97V190H96ZM96 192H95V193H96ZM99 192H100V191H99ZM99 192L96 193V194H99ZM102 192H103V191H102ZM102 192H100V193H102ZM108 192H109V191H107V192H105V193H106V196L109 197V195H110L111 193H108ZM199 192H200V191H198V194H199ZM233 192H234V191H233ZM2 193H3V191H2V192L0 191V194H2ZM95 193H94V194H95ZM105 193H104V194H105ZM135 193L133 194L134 196H135ZM137 193H138V192H137ZM137 193H136V195H137ZM96 194H95V196L91 194V197H89V196H88V197H89V198H94V197L96 198V197L98 196V195L96 196ZM102 194H103V193H102ZM107 194H108V195H107ZM138 194H139V193H138ZM236 194L238 195V192H236ZM247 194L250 195V191H249ZM252 194H251V195H252ZM79 195H77V197H79ZM88 195H90V194H88ZM130 195H131V194H130ZM242 195H243V194H242ZM242 195H241V196H242ZM244 195H246V194H244ZM249 195H248V197H251V195H250V196H249ZM30 196H32V194H31ZM85 196H84V197H85ZM110 196H111V197H109L110 199H111L112 197H114L113 199H115V200L117 199V195H116V196L110 195ZM137 196H138V195H137ZM139 196H140V195H139ZM239 196H240V195H239ZM239 196H238V198H239ZM28 197H29V196H28ZM77 197H76V198H77ZM80 197L82 198L83 196H80ZM80 197H79V199H80ZM108 197H107V198H108ZM115 197H116V198H115ZM245 197H247V195L243 197V200H241V201H243V202H242L243 204L248 203V202H245V201H248V200L250 199V198L248 199V197H247V200H245V199H246ZM252 197H253V196H252ZM252 197H251V199H252ZM89 198H88V199H89ZM109 198H108V200L110 201ZM136 198H140V197H136ZM244 198H245V199H244ZM28 199H33V198L29 197ZM79 199L77 198V200H78L77 202H78V204H81V203H82L81 200L85 202V200L87 199V197H85L84 200H83V198H82V199L80 200L81 203L79 202ZM120 199H121V198H119V196H118V200H120ZM91 200H92V202L94 203L93 199H91ZM95 200H97V199H95ZM231 200H232V199H231ZM231 200H230V201H231ZM89 201H90V200H88V203H86V204H83V203H82V205L80 206V207H84V208H86L85 206H87L89 210H85L86 212H88V211H89V212L93 211V208L90 206V205H92V204H91V201H90V202H89ZM112 201H113V200H111V204H112V205H115V203L113 204ZM116 201H117V200H116ZM116 201H115V202H116ZM121 201H122V200H121ZM121 201H117V202H118V203H119V202L122 203ZM236 201H237V199H236ZM236 201H235V202H236ZM117 202H116V203H117ZM249 202H250V200H249ZM120 203H119V204H120ZM233 203H234V202H233ZM238 203H239V202H238ZM240 203H241V202H240ZM240 203H239V204H240ZM250 203L253 204L252 202H250ZM250 203H248V204H250ZM259 203H260V202H259ZM87 204H88V205H87ZM123 204H124V207L126 206L127 208H130V204H129V203H123ZM231 204H232V203H231ZM248 204H247V205H248ZM260 204H262V203H260ZM263 204H264V203H263ZM263 204H262V205H263ZM83 205H84V206H83ZM117 205H118V204H117ZM117 205H116L115 207H117ZM127 205H128V206H127ZM262 205H261V206H262ZM89 206H90V207H89ZM120 206H121V205H120ZM120 206H118V207H120ZM131 206H132V205H131ZM159 206H160V205H159ZM233 206H234V208H237V207H235L236 204H234ZM238 206H239V205H238ZM245 206H246V205H245ZM252 206H253V205H252ZM252 206H251V205H248L245 209L238 207L239 210H244V212H242V215H243V213H245V215L247 216V218H246V217L243 215V217L246 218V220H245V219H243V220H245V222L248 223V224H249V223H253V222L257 223L256 225H258V224H263V223H264V207H261V208H260L261 211L259 210V211H260V212H259L258 210H254V208H253ZM118 207H117V208H118ZM90 208H91L92 210H91ZM117 208H116V209H117ZM121 208H123V206H122ZM234 208H233V209H234ZM238 208H237V209H238ZM82 209H83V208H82ZM86 209H87V208H86ZM123 209L126 210V208H123ZM123 209H120V210L123 211ZM237 209H236V210H237ZM258 209H259V208H258ZM118 210H119V209H118ZM234 211H235V209H234ZM237 211H238V210H237ZM236 213H237V214H236ZM238 213H239V211H238V212H235L236 216H239ZM240 218H241V217H240ZM6 219L8 220V218H6ZM13 219H14V218H13ZM9 220H10V219H9ZM9 220H8V221L5 220L6 222H4V221L2 220V222H3L4 224L7 223V225H8V224H10V221H9ZM221 222H222V221H221ZM3 223H2V224H3ZM219 223H220V222H219ZM255 223H254V224H255ZM4 224H3V227H6V228H7V225L4 226ZM15 224L17 225V222H15L14 225H13V224H11V225L15 227ZM235 224H236V223H235ZM248 224L246 225V226H247L246 231H247L248 227L253 228V226H248ZM11 225H10V229H11V231H9V233L11 232V235H13L12 233H15V232H13V231H14L13 229H16V227H15V228H11V227H12ZM222 225H223V223H222ZM222 225H221V226H222ZM17 226H19V225H17ZM221 226H220V227H221ZM239 226H240V225H239ZM260 226H261V225H260ZM8 227H9V225H8ZM230 227H233V226H230ZM244 227H245V226H244ZM256 227H257V226H256ZM258 227H259V226H258ZM6 228H5V229H6ZM19 228H20V226H19ZM236 228H237V227H236ZM236 228H235V229L233 228V230H232L234 236H236V235H237L236 232H238V230H237ZM238 228H239V227H238ZM250 228H249V230H251ZM17 229H18V227H17ZM6 230H7V229H6ZM6 230L3 231L4 233L1 232L2 234H0V235H2L3 239H4V237H5L6 235H8V234H7L8 231L6 232ZM217 230H218V229H217ZM234 230H236V232H234ZM243 230L245 231L244 228H243ZM249 230H248V231H249ZM1 231H2V229H1ZM219 231H220V228H219ZM221 231H222V232H226L225 229L223 230V227H222V230H221ZM229 231H230V229H229ZM241 232H242V231H241ZM239 233H240V232H239ZM239 233H238V235L240 236L241 234H239ZM245 233H246V232H245ZM168 234H169V233H168ZM224 234H225L224 237H223V233L218 234V235H220V236L222 235L221 238H222L223 242H224L225 239H226V241H229V242H224V243L228 246L227 249L230 248V247H229V244H231V243L234 245V246H233V245L231 244V247H239V245H241V243H240V244L238 243L239 241L241 242V240H240L241 237H238V235H237V237H236V241H234L235 238H234V236H232V233H231V232L224 233ZM11 235H10V236H11ZM165 235H166V237L164 236V239H163L162 237H161L162 240L160 239V240L162 241V244H163V242L165 241V239L167 240V238H169V237H167V234H165ZM169 235L172 236V233L169 234ZM173 235L175 236V234H173ZM212 235H213V234H212ZM212 235H209V236H211V237H210L211 239H213V238H212ZM31 236L33 237V235H31ZM162 236H163V235H162ZM174 236H172V237H174ZM220 236H216V237H217V238L219 237V239H220ZM231 236L234 238V240H231V239L229 240V238H232ZM2 237H1V238H2ZM8 237H9V236H8ZM8 237L6 236V239H8ZM32 237H29V238L31 239ZM207 237H208V236H206V238L204 237V239L207 240ZM213 237H214V235H213ZM216 237H215V238H216ZM225 237H226V238H225ZM174 238H175V237H174ZM176 238H177V237H176ZM208 238H209V237H208ZM237 238L239 239L238 242H237ZM246 238H247V237H246ZM6 239H5L4 241L1 239L2 242H1V241H0V242L4 244V242H6ZM146 239H147V238H146ZM243 239H244V238H243ZM149 240H150V239H149ZM178 240L181 242V240H180L179 238H178ZM178 240H176V241H178ZM215 240H216V239H215ZM249 240H250V239H249ZM249 240H248V241H249ZM168 241H169V239H168ZM168 241H167V243H168ZM176 241H175V243H176ZM179 241H178V243H179ZM207 241H208V243H209L210 240H207ZM217 241H219V242L222 243L221 240H216V241H214V242H210V243H211V244H213V243L216 244L215 242H217ZM231 241H232V242H231ZM248 241H247V242H248ZM8 242H9V245L7 244ZM10 242H11V240L9 239V241L7 240V242H6L4 245L7 244L6 247H7V248H10V247H11V246H10V245H11ZM144 242H145V243H144ZM146 242L149 243L148 241H143V242H141V243L138 242L139 244L136 243V244H138V245L135 244L134 246H136V247L139 246V245L142 246L143 244H144V245L147 244ZM151 242H152V241H151ZM151 242H150V243H151ZM173 242H174V239H173ZM173 242H172L171 244H172V245H173V244L175 245V243H173ZM219 242H218V245H217V246H218V249H219V248L221 249L220 246L223 247V244H224V243H222V245H221V243H220V246H219ZM230 242H231V243H230ZM234 242L238 243L239 245H238V246H235L236 243L234 244ZM1 243H0V247H1V246L4 247L3 244L1 245ZM142 243H143V244H142ZM152 243H153V242H152ZM160 243H161V242H160ZM160 243H158V245H159ZM164 243H166V241H165ZM167 243H166V244H163V245H164V248L167 246V250H164V251H165V252L168 251L169 253H166V254L164 253V255H163V252L159 249V248H161V246H162L161 244H160V247L158 248V250H160V252H159V251L157 252V250H156L157 248H155V250H156V251H155L154 248H153L154 246H152V244H151L149 247H148V244H147V246H145V249L148 250V248H150V247L152 246L153 249H152V248H151V249H152V251L154 250V252L152 253V251L149 249V250L151 251V253H149V252H150V251H149V252L146 254L147 256L149 255L148 259L151 260V259L153 258V259H154V262H153L154 264H155V260L157 259V257H159L158 259H161V261L159 260V263H158V261L156 260V264H160V262L163 263V264H166L165 261H164L165 263L162 262L163 259L167 260L168 262H171V263H168V264H172V263H175V264H176V262H180V260H179V261L176 260V262H175V259L178 258V257L175 256V259H174V257L171 255V253L173 252L175 246L173 245L174 247H172V245H167ZM178 243H177V245H178ZM192 243H193V242H192ZM192 243H191V244H192ZM194 243L196 244V242H194ZM194 243H193V244H194ZM205 243H206V242H205ZM205 243L202 242V244H205ZM227 243H228V244H227ZM250 243H251V241H250ZM141 244H142V245H141ZM155 244H156V243H155ZM188 244H189V243H188ZM188 244H187V245H188ZM195 244H194V245H195ZM206 244H207V243H206ZM214 244H213V246H214ZM156 245H157V244H156ZM158 245H157V247H158ZM196 245H197V244H196ZM196 245H195V246H196ZM250 245H251V244H250ZM8 246H10V247H8ZM12 246H13V245H12ZM140 246L137 247V248H138V249H139V248L141 249ZM180 246H181V245H179V247H180ZM190 246H191V247H190ZM190 246L185 247L184 249H186V251H188V250L192 251V254H191V252H190V256H191V255L193 256V257L191 256L192 258H194V259H195V258H199V256L197 257V255H199V253L196 252V251H195V252L193 251L194 246H192V245H190ZM197 246H198V245H197ZM207 246H208V245H207ZM210 246H211V245H209V247H210ZM255 246H256V245H255ZM13 247H14V246H13ZM136 247H135V249L137 250ZM162 247H163V246H162ZM189 247H190V249H188ZM198 247H200V246H198ZM215 247H216V245H215ZM224 247H225V246H224ZM246 247H247V246H246ZM7 248H6V249L2 248V250H3V251H4V250H7L6 252H8V251H11V252H12V251H13V253H14V250H13V249H15V247H14V248L11 247L12 249L10 248L9 250H8ZM17 248H19V249H17ZM17 248H16V249L19 250V252L16 253V254H19L20 251H23V250H24V249L21 250L20 247H17ZM23 248H24V247H23ZM142 248H143V247H142ZM180 248H181V247H180ZM25 249H26V248H25ZM162 249H163V248H162ZM191 249H192V250H191ZM199 249H201V248H199ZM232 249H234V248H232ZM236 249H237V248H236ZM247 249H248V247H247ZM249 249H250V248H249ZM2 250H1V248H0V253H1ZM17 250H15V251H17ZM251 250H252V249H251ZM24 251H26V250H24ZM140 251H141V250H140ZM140 251H139V252H140ZM143 251H144V250L142 249L141 252L143 253ZM174 251H177V250H174ZM181 251L184 253L183 255L181 254V256H185V257H186V254H188V252H189V251L186 252L185 250L183 251V248H182ZM181 251L179 250V252H181ZM199 251H201V250H199ZM203 251L206 252V250H202V252H203ZM210 251H211V250H210ZM221 251H222V249H221ZM249 251H250V250H249ZM249 251H247V252H249ZM156 252H157V253H156ZM161 252H162V253H161ZM177 252H178V251H177ZM185 252H186V253H185ZM211 252H212V251H211ZM245 252H246V251H245ZM21 253H22V252H21ZM155 253H156V255H154ZM193 253H194V254H193ZM207 253H208V252H207ZM134 254H135V251H134ZM136 254H137V253H136ZM138 254H139V253H138ZM140 254H141V253H140ZM140 254L137 255L136 258L132 260V261L134 262L133 264H135L136 261H138V263L140 264V263H142V262L145 260L143 257H141L142 255L140 256ZM150 254H151V255H154L155 257H151V258H150ZM167 254H168V255H167ZM208 254H209V253H208ZM157 255H158V256H157ZM165 255L167 256V258L165 257ZM195 255H196V257H195ZM206 255H207V254H206ZM206 255H204V254L201 255V252H200V258H199V260H198V259H195L194 261H199V262H200L201 260H203L204 262H206V261H208V258H206V259H207L206 261L204 260L205 258L203 259V257L206 256ZM209 255H210V254H209ZM209 255H208V257H209ZM156 256H157V257H156ZM178 256H180V255L178 254ZM201 257H202V259H201ZM132 258H133V257H132ZM155 258H156V259H155ZM182 258H183V257H182ZM179 259H180V257H179ZM200 259H201V260H200ZM209 259H210V258H209ZM134 260H136V261H134ZM233 260H234V259H233ZM233 260L231 261L232 264H233ZM181 261H182V260H181ZM203 261H202V262H203ZM147 263H148V264H151L152 262H149V261H148ZM153 263H152V264H153ZM180 263H181V262H180ZM178 264H179V263H178ZM236 264H237V263H236Z\"/></svg>","mask_w":264,"mask_h":264}]
</instances>
